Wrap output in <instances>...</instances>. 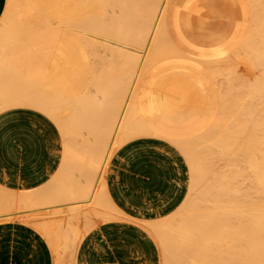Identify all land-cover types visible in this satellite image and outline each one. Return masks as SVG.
<instances>
[{
  "label": "bare ground",
  "instance_id": "6f19581e",
  "mask_svg": "<svg viewBox=\"0 0 264 264\" xmlns=\"http://www.w3.org/2000/svg\"><path fill=\"white\" fill-rule=\"evenodd\" d=\"M127 1V2H126ZM129 1H132V3L131 2H128V0H8V2H7V6H6V9H5V12H4V14H3V16L1 17V23H0V78L2 79V80H0V114L1 113H3V116L2 117H0V118H4L3 119V121H4V124H5V126H6V145H5V157H6V160H7V165H8V168H10L9 166L11 165L10 164V161H13L12 159H19L20 157H22V159L24 158V160H25V162H27V164H31V163H33L34 164V162H35V159L37 160L35 163L36 164H38L39 165V167H42L43 165L45 166V167H43V168H39L40 170H42V169H44L40 174H42V175H40V177L42 176L43 177V179L44 180H48V178H50V177H52L54 174V178H57V179H59V183L58 184H61V185H59V186H57V181L55 182L56 184V186L57 187H54L55 185H51V186H53L54 188H51V186H48L46 183H49V181L48 182H46V181H40L41 182V185L42 184H44V186H45V188L43 187V185L40 187L39 185H37V186H39V187H37V188H42L43 187V189H45L46 190V188L47 187H49V188H47L48 189V191L50 192V188H51V191L53 190V189H55V190H53V191H55V193H60V194H62L64 197V199H65V202L67 201V199H68V205H73V206H75L76 208H82V212L80 211V215H83L84 213L86 214V215H88V213H86L85 211H89V209H87L86 207L88 206V203H92L91 205H92V208L94 207V209H95V206H97L96 208H98L99 207V210L101 209V208H103V210L101 209V212L99 211V212H97V211H95L94 209H92V210H90L91 211V213H96L97 212V214L98 213H100L99 214V216L96 214V216H95V214H93L94 215V217H99V218H97V223H99L100 222V220L102 219V217H104V215H107V214H105L104 213V215L102 216V217H100L101 216V213H102V211H106V209L104 210V208L107 206L108 207V205H107V202H104V201H107V199L106 198H108L107 196H108V194L106 195L105 194V190H107V191H112V189H109L110 187H113L114 186V188L116 187V188H118V186H120V185H117L116 183H114V181H113V179H112V176H111V174H117V172H114L115 171V163L116 162H119L118 161V159H121V158H126L127 157V163L128 164H131V161L133 160V159H137L138 161H136V164H138L137 166H134V168L135 167H137L136 168V170L140 173V174H143V172L145 171V167H146V165H149L150 166V168L152 167L153 169H154V175L153 176H155V178H157V179H160V180H162L163 182H161L163 185H164V187H163V190L164 191H169V192H171V195H169L170 197H168L167 198V200L165 201L166 203H165V206H164V208L166 209V210H168L169 209V214H170V216L171 215H173L172 217H175V218H173L171 221L173 222V224L176 222V220L177 219H179V221L178 222H176V224H174L176 227H174V225L172 226V222L170 223V220H169V217H168V215H166V213L165 214H163V216H165V217H159V218H163V219H161V220H163L162 221V223H160L158 220H157V222L154 220H152V221H149V222H147L148 221V217L147 218H144V219H142L143 218V215H144V212L143 211H141V210H137V209H134V210H127L126 208H128L129 206V204L131 203V200H133V198H132V195H134V194H137L136 192H137V189L139 188V189H141V184H139V182H138V180H135V179H131V177H130V174H127V175H125V177L124 178H126V179H124L123 178V183L125 184L124 185V191H125V193H123L124 194V196H125V198H126V200H125V198L123 199L124 201H126V202H120L119 203V205L117 206V204H115V206H117V207H115L114 209H117V215L118 214H120L122 217H123V219L121 218H119L121 221H130V222H134V223H137V224H139L141 227H143L144 229H147L146 231L148 232V234L149 235H151L154 239H155V241H156V243H157V245H158V248H159V251H160V264H185V262L187 263V261H189L188 259H189V257H193L194 258V264H264V203L262 202H259V201H262V199H264V198H262V196H264V181H263V175H264V161H263V164H262V161H261V163H258L256 160H255V158L253 157V155H255L256 153H259L257 156H262L261 158H262V160H263V156L264 155H261V154H263L264 153V146H263V144H264V142H262V141H260L259 139H257L256 138V136H255V134H254V136L255 137H253V138H255L254 140L255 141H253V138L251 137L253 134H247L248 136H250L249 138H248V140L250 139L252 142L250 143L249 141V143L252 145V144H254L255 146L254 147H250L251 145L249 144L248 145V143L246 142V139H245V143L244 144H242V143H240L242 140H240V142H236V141H232L231 142V140L232 139H234V138H232V137H229V135H228V137L227 136H225V137H222V136H224V134H223V131H221L222 129H223V127H220L221 129H218V131H220V133L221 134H218V136L216 135V133H219L218 131H215L214 129H216L217 127H218V125H216L215 127H214V131H215V134H213V132L211 131L212 129H211V123H213V121H211V122H208V125H206V127L207 126H209V124H210V126H209V128H210V130L209 131H207L209 128H207V130L205 131L204 130V133H201V132H203L201 129H200V127H201V125L204 123V122H206V120H203L204 118H203V116H200V114H202L201 113V110H202V108L204 107L203 105H205L206 103H208V104H214V102H212V98H213V94L212 93H214L215 94V91L213 92V89L210 87V89H209V91H208V89L207 88H209V87H207V88H205L206 86H210V84H209V78H207V75L208 74H206V75H204V71L201 73L200 71H202L200 68H197V66H196V64L197 65H199V63L200 64H202V62H201V60L203 61L204 59V63L202 64V65H204V64H206L205 63V61H207V66H209V67H211L212 69L214 68L215 69V67H216V69L218 68L219 69V67H220V69H222V67H221V65H222V63H225L224 61H225V59H229L230 60V58L232 57L233 58V56H232V54H234V53H232L231 55H230V57H229V55L225 58V54L227 53V52H232L233 51V49L235 48H233L232 47V49H230L229 51H227L228 49H226V48H228V46H227V44L228 45H230V44H232L231 42H229L228 43V41H227V44H226V48L224 47V42L222 43V47H221V43H218V44H220L219 45V48H218V46L216 45H213L216 49L215 50H218L216 53H217V56H216V54H215V52H214V54H215V56H214V58H213V51L211 50V48H213L214 49V47H211L210 48V50L212 51H210L209 52V54H213V55H211V58L209 57V59H208V57L206 58V57H202V59H201V55L203 56L206 52H204V51H202L203 53H199V52H201V50H197L198 48V46L200 45V44H202V45H200L199 47H201V48H199V49H202V46L204 47L203 48V50L204 49H206L208 46H210V45H208V43L209 42H212V39H213V37H214V35H213V37H212V35H211V33H209V32H206V30L207 29H211L212 30V28H206V26L207 25H203L202 23V21H200V20H198L197 22H199V26H200V23L203 25V26H200V27H202V28H206V30H205V32H204V30L201 28V30L199 31V33H201V34H199L198 32H197V28L198 27H196V28H194L196 25H198V23L196 24L195 22H196V18L195 17H197V15L199 16V12H198V14L197 15H191V17L192 18H190L189 17V15L191 14L190 12L192 11L191 9H188L189 7L188 6H192V4L194 3H192L191 1V3L192 4H189V3H187V2H185L186 0H172V1H175V3H177V5L179 4V2H180V4L179 5H182V7H187V9L188 10H184V9H182V11L184 10L185 11V13L187 14H189L188 15V19H186L185 21L186 22H188V23H186L185 24V26H183L184 24V22L182 23L181 22V30H180V33L179 34H181L180 36L178 35V33H176L175 35H174V33H175V31L177 30V23L178 22H180V21H178L177 23H175L177 20H178V18L179 17H177L178 15H177V13H179V10H181L180 9V7H178L177 8V6H175L176 7V9L175 8H172L173 10H171V7H170V4L172 3V1H171V3L169 4V3H167V5H166V8H168V5H169V7H170V12L171 13H174V14H171L170 12H169V10H167L166 8V10H164L163 9V0H158L156 3L157 4H154V2H152V0H151V2L152 3H150V1H149V3H147V5H149L150 6V4H152V6H150L152 9L150 10V7H149V9H147V7L146 6H144L145 7V9L146 10H150V11H154V12H148V13H146L147 15L145 16H143V13L144 12H147V11H145V9H142V4L144 5L146 2V0H144V2L145 3H141L142 1L141 0H139V1H141L140 3L138 2V1H135V0H129ZM165 1H167V0H165ZM165 1H164V5L166 4L165 3ZM195 1V0H194ZM203 1V0H202ZM205 1V2H204ZM203 1V5H205V4H207V1L208 0H204ZM211 1H213V0H211ZM221 2L223 1V0H220ZM220 1H218V0H216V2L218 3V5L221 3ZM225 1V0H224ZM227 1V0H226ZM233 1V0H232ZM237 1V0H236ZM240 1V0H239ZM243 1V0H242ZM241 1V2H242ZM247 1H249V0H247ZM247 1L246 0H244L242 3L244 4H246V6L248 5L247 4ZM250 1H253V0H250ZM249 1V2H250ZM134 2H135V4L137 3V4H140V6H138L137 7V4H136V6L134 5L133 6V4H134ZM148 2V1H147ZM196 2V1H195ZM216 2H214L215 4H217ZM231 2V1H230ZM254 2V1H253ZM257 2H258V4L261 2V1H255V3L257 4ZM125 3L126 4H128V5H131L132 4V8H130L128 5H125ZM174 3V2H173ZM187 3V4H186ZM201 3V2H200ZM205 3V4H204ZM212 3V2H211ZM223 3V2H222ZM226 2H224V4H225ZM237 3L238 2H236V3H234V5H235V8H236V6H237ZM255 3H252V5H254ZM189 4V5H188ZM194 4H196V3H194ZM209 4V3H208ZM207 4V7L210 5H213V4H209L208 5ZM240 4V3H239ZM255 4V5H256ZM264 4V3H263ZM123 5H124V8H125V6H128L127 8H128V10L125 8H122L123 7ZM153 5L156 7V5H157V9L154 7L153 8ZM173 5H176V4H173ZM188 5V6H187ZM197 5V4H196ZM229 5H230V3H229ZM229 5L227 4L226 6H228V9L229 10H231V8L229 7ZM242 5V4H241ZM254 5V6H255ZM158 6H160V7H162V9H163V11H165V13L161 10V9H158ZM193 6H195V5H193ZM198 6V5H197ZM209 6V7H210ZM217 6V5H216ZM231 6V5H230ZM239 6V5H238ZM254 6H253V8H254ZM260 6H262V8L264 7V5H261L260 4ZM141 7V8H140ZM159 7V8H160ZM173 7V6H172ZM213 7V11H211V9L210 10H208V12H211V13H213L212 14V17H213V15H214V13H216L217 12V10L219 9V11H220V9H221V7H217V8H214L215 6H212ZM212 7H210V8H212ZM223 7V6H222ZM241 7H243V6H241ZM249 7V5L247 6V10L249 9L248 8ZM258 7H259V5H258ZM257 7V8H258ZM133 8H136L137 10H140L139 12H142L143 10V12H142V15H140V19H139V12H135V13H137V15L138 16H134L135 17V19H133L134 17H133V15H132V10H133V12L136 10V9H133ZM195 9H196V7H194ZM234 8V6L232 7V9L234 10L235 9ZM239 8V11L241 12V11H243V12H245L244 10H240V7H238ZM257 8L255 7V12L253 13V15L254 14H257V12L256 11H259L258 12V14H260L261 12H260V10L258 9L257 10ZM260 9H261V7H259ZM122 9V10H121ZM131 9V10H130ZM155 9V10H154ZM179 9V10H178ZM192 9H193V7H192ZM216 11H215V10ZM223 9H225V6L223 7ZM227 9V8H226ZM225 9V10H226ZM226 10V14H225V10H223V11H221L222 12V15L223 14H225L226 16L228 15V18H229V14H228V11L229 10ZM237 9V8H236ZM125 11V14H124V17H125V20H124V18L121 16V17H119V15H117V14H121V12L122 11ZM136 10V11H137ZM178 10V11H177ZM194 10V9H193ZM246 10V11H247ZM250 11H251V9H249ZM247 11L246 13L248 14V12H249V14H250V16H251V12L250 11ZM264 10V9H263ZM161 11H162V13H164L163 15H165V17L163 16L162 18H165L164 20H165V22L167 23H164V20L162 19V25H160V21H161V19H160V16H161ZM172 11H174V12H172ZM187 11H190V12H187ZM238 11V10H237ZM169 12V13H168ZM176 12V13H175ZM194 12V11H193ZM220 12V13H221ZM231 14L230 15H232L233 14V11L231 10ZM240 12H238V14L239 15H242V13L240 14ZM123 13L124 12H122V15H123ZM135 13H133V14H135ZM150 13H154V15H151ZM181 13V12H180ZM184 13V14H185ZM196 13V12H195ZM195 13H192V14H195ZM220 13H216V15L218 14V15H221ZM246 13H244V14H246ZM263 13V12H262ZM132 16H131V15ZM141 14V13H140ZM145 14V13H144ZM169 14H170V16H169ZM237 14V15H238ZM247 14H246V16L245 17H247ZM149 15V16H148ZM151 15V16H150ZM171 15H173V16H171ZM183 15V14H182ZM216 15H214V19L213 20H219V21H221V23L219 22V21H215V25H216V28L218 27V25L220 24L221 26H223L222 24H224L225 22H228L229 21V19L227 18V20L225 21V20H221L222 19V17H219L218 19L217 18H215L216 17ZM217 15V16H218ZM238 15V16H239ZM252 15V16H253ZM264 15V14H263ZM118 16V17H117ZM131 16V17H130ZM143 16V17H142ZM147 16L149 17V18H147ZM166 16H168L167 17V19L169 18V17H172L171 19H172V21H174V22H172L171 21V19H168L169 21H170V23H172L171 25H170V27H173V28H170L169 26L168 27H166L167 25H168V20L166 19ZM194 16V17H193ZM225 16V17H226ZM232 16H234V14L232 15ZM232 16H230V19H231V21H233V19L234 18H236L235 16H234V18H231ZM237 16V17H238ZM251 16V17H252ZM255 16V18L254 17H252V20H254L253 22H255V21H257L258 20V22H259V20L260 19H257L258 17H256V15H254ZM262 16V15H261ZM141 17H142V19H141ZM147 19H146V18ZM185 17V15L182 17V18H184ZM185 17V18H186ZM199 17H201V16H199ZM199 17H197V18H199ZM93 18H94V22H95V20H100V19H102L103 21H105L104 23H103V21H101L103 24L102 25H100V24H97V23H99V21L96 23H94L93 22ZM118 18H120L119 20H118ZM121 18H123V20H121ZM150 18H151V20H150ZM194 18V19H193ZM202 18H204L203 16L201 17V20H202ZM206 18H208L207 16H206ZM210 18V17H209ZM240 18H242L241 16H240ZM243 18H244V15H243ZM242 18V19H243ZM263 18H264V16H263ZM147 21H146V20ZM148 19H149V22H148ZM160 19V20H159ZM173 19H175V20H173ZM190 19H191V21H193V20H195V21H193V22H191L190 21ZM193 19V20H192ZM200 19V18H199ZM205 19V18H204ZM239 19V18H238ZM247 19H249L250 20V18H247ZM256 19V20H255ZM136 20H138V22L136 21ZM139 20H142V22L144 21V23L143 24H145V25H143L142 26V28L144 29V30H142V31H144L143 32V34L141 33V34H139V36H146V35H148V36H146L145 37V39H144V41H143V39L141 38V37H139V38H137V37H135V36H130V35H137L138 36V32H137V28H136V31H135V29H134V27H135V24L136 23H138V24H140L139 23ZM181 20H184V19H181ZM187 20H189V21H187ZM211 19H209V20H207L206 22L208 23V26H209V21H210ZM212 20V21H213ZM237 20V19H236ZM235 20V21H236ZM241 20V19H240ZM244 20L246 21V18H244ZM241 21V22H244L245 23V25H246V28L248 27V26H250V24L251 23H249L250 21L248 20V23H249V25H247V22H245V21ZM93 22V23H91V22ZM136 21V22H135ZM146 21V22H145ZM211 21V24L210 25H213L214 24V21L212 22ZM225 21V22H224ZM231 21H229L228 23V25H230V26H228L226 23H225V25H226V28H225V30H223L224 28H222L221 26H220V28L222 29V33H223V35L225 34L223 31H225L226 33H228V35H230V40L231 41H233V39H235L234 41H237L238 39H237V37H238V35H239V32H238V35H236L235 33H237V32H234L231 28H229L230 30H227L226 31V29L228 28V27H231V26H235L236 24H239V25H241L239 22H235L234 21V25H232V23H231ZM134 22V23H133ZM189 22H190V24L192 25V26H190V24H189ZM217 22V23H216ZM262 22V21H261ZM122 23V24H121ZM133 23V24H132ZM147 23V24H146ZM152 24V25H149V24ZM154 23H159L158 25H160L159 26V28L155 25V27H156V29H157V32L156 33H158L159 31H160V33H158L157 35H162V36H160L164 41V43L161 41V43L159 42H156L157 44H154L153 46H150V44H149V40H147L146 38H148V39H150V37L152 36V31L151 32H148L147 33V31H149L150 30V27L151 26H153L154 25ZM173 23L174 24H176V27L175 26H173ZM195 25H194V24ZM260 23V22H259ZM125 24V25H124ZM128 24V25H127ZM129 24H130V26H129ZM166 24V26L163 28V27H161V26H164ZM180 24V23H179ZM178 24V25H179ZM187 24H189V25H187ZM132 25H134V27L132 26ZM148 25V26H147ZM194 25V26H193ZM215 25L214 26H209V27H213V28H215ZM224 25V26H225ZM256 25V23L254 24V26ZM257 25H259V26H261L262 25V23L261 24H258L257 23ZM131 27V29L133 30V32L131 31V29H129V27ZM149 27L148 29L149 30H147V28H145V27ZM205 26V27H204ZM223 26V27H224ZM238 25H236L235 27H237ZM244 24H242V26H240V27H242V29H245L244 27ZM264 26V25H263ZM136 27H138V26H136ZM154 27V28H155ZM161 27V28H160ZM175 27V28H174ZM184 27V28H183ZM187 27H189V28H187ZM191 27H193L192 29H191ZM252 27V26H251ZM139 28H140V26H139ZM168 28H170V29H172L174 32H173V34H172V30L170 31V30H168ZM220 28H219V30H220ZM234 28V27H233ZM254 28L255 27H253V30L251 29L250 30V28H249V31L250 32H248V31H244V35L243 36H245V33H247V34H250V35H252V33H251V31H254ZM259 28H261V27H259ZM264 28V27H263ZM96 30V31H94L93 30V32L91 31V30ZM141 29V28H140ZM145 29H146V33H145ZM159 29V30H158ZM165 31V33L166 34H164L163 32V30ZM166 29V30H165ZM175 29V30H174ZM183 29H185L186 31L188 30L189 32H191V33H189L188 31H187V33H189L188 35L185 33L186 31L184 30V33H183ZM196 29V30H195ZM237 29V28H236ZM238 29H239V26H238ZM194 30V31H193ZM211 30H209V31H211ZM261 31H262V29H260ZM132 33H131V32ZM138 31H141V30H139L138 29ZM156 31V30H155ZM196 31V32H195ZM229 31V32H228ZM230 31H231V33H230ZM238 31V30H237ZM240 31H242V30H240ZM134 32H136V33H134ZM154 32V31H153ZM161 32L163 33V34H161ZM169 32H170V34H169ZM211 32H213V31H211ZM214 32H215V29H214ZM213 32V33H214ZM232 32H234L233 34H232ZM243 32V31H242ZM242 32H240L241 34L240 35H242ZM254 32H257L258 33V35L256 34V33H254ZM253 32V35H257V36H260L261 34H262V32H261V34H260V31L258 32V31H254ZM193 33V34H192ZM199 35H201V37H202V35H203V33H205V35L207 34V33H209L211 36H209L208 34L206 35L207 37H211V38H208V39H210V40H207L208 41V43L206 42V39H207V37L205 38V35H203V39H201L200 40V36H198V34ZM217 33L219 34V32H216V34H215V36H217L218 37V35H217ZM222 33H220V34H222ZM145 34V35H144ZM193 35V36H196V34H197V39H198V41H197V39L196 38H194L193 36H191V35ZM220 34H219V36H220ZM232 34V35H231ZM260 34V35H259ZM169 35L171 36V37H169ZM177 35H178V38H180L181 40H182V38H184L183 39V41H184V43H182V41L180 40V42H178L177 41V43H176V45H175V41H176V39H172V38H176L177 37ZM182 35H184V37L182 36ZM187 35V36H186ZM236 35V36H235ZM248 36V35H246V36H248L250 39L251 38H253V35L252 36ZM130 36V37H129ZM142 36V37H143ZM165 36V37H164ZM168 36V37H167ZM176 36V37H175ZM189 36V37H188ZM225 36V35H224ZM154 37H156V35H154ZM158 38V39H161V38ZM182 37V38H181ZM186 37H188V38H186ZM225 37H227V36H225ZM232 37V38H231ZM256 37V36H255ZM254 37V38H255ZM261 37V36H260ZM131 38H133L132 40L134 41V39H135V41H136V43H135V41L133 42L132 40H130ZM136 38H137V40H136ZM165 38V39H164ZM177 38V39H178ZM215 38V37H214ZM238 38H240L239 40H242L241 38V36H239ZM247 38V37H246ZM253 38V39H254ZM142 39V40H141ZM155 39V38H154ZM166 39H167V41H166ZM191 39H192V41L194 42L195 41V39H196V43H198V45L197 44H195V42L193 43L192 41H191ZM218 39V38H217ZM220 39L221 38H219V40L218 41H220ZM222 39L224 40L225 38H223V36H222ZM221 39V40H222ZM226 39H229V37H227ZM249 39V40H250ZM257 39H259L258 37H257ZM126 40H129V41H126ZM138 40H139V42H138ZM145 40H147L146 42H145ZM169 40V41H168ZM173 41L172 43L170 42V41ZM190 41V42H192L193 43V45H191L192 43H190V45H189V43L187 44L186 42L187 41ZM214 41H215V43L217 42L216 41V39H213ZM238 40V41H239ZM244 40H247V39H245V37H244ZM264 40V39H263ZM130 41L132 42V43H130ZM143 41V42H142ZM158 41H160V40H158ZM186 41V42H185ZM251 41V40H250ZM253 41V40H252ZM259 41V40H258ZM142 42V43H141ZM144 42H145V44H144ZM166 42V43H165ZM169 42H170V44H169ZM203 42V43H202ZM221 42V41H220ZM226 42V41H225ZM246 42V41H245ZM244 42V43H245ZM131 45H130V44ZM139 43V44H138ZM163 43V44H162ZM167 43H168V47H167ZM174 43V44H173ZM178 43H180L182 46H180V44H178ZM186 43V44H185ZM205 43H206V46L207 47H205L204 45H205ZM213 43V42H212ZM214 43V44H215ZM234 44H235V42H233ZM238 42H236V44H237ZM244 43H242V44H244ZM263 43H264V41H263ZM132 44H134V46H132ZM139 45V46H141V47H136L135 45ZM144 44V46H142ZM160 44V45H159ZM166 44V47L164 48V45ZM177 44H178V48H177ZM210 44V43H209ZM234 44H233V46H234ZM236 44H235V46H236ZM246 44H249L248 43V41H247V43ZM253 44V43H252ZM251 44V45H252ZM256 44V43H255ZM255 44H254V46H255ZM260 44H262V43H260ZM152 45V44H151ZM186 45H188L189 46V48H188V46H186ZM239 45V44H238ZM257 45V44H256ZM263 45V44H262ZM163 48H162V47ZM184 46H186V47H184ZM196 46V47H195ZM230 46H232V45H230ZM229 46V47H230ZM241 46V45H240ZM249 46V45H248ZM170 47H173V49H171ZM177 48V49H175V48ZM191 47H192V49H191ZM195 47V48H194ZM221 47V48H220ZM238 47V46H237ZM245 47V46H244ZM247 47V46H246ZM249 47H251V46H249ZM256 47V46H255ZM255 47H251V48H255ZM260 47L262 48V46L260 45ZM183 48V49H182ZM188 49V50H186V49ZM197 48V49H196ZM231 48V47H230ZM260 48V49H261ZM180 49H181V52L179 53V51H180ZM186 51H185V50ZM190 49V50H189ZM223 49V50H222ZM224 49H226L225 51H224ZM239 49V51H240V47L238 48ZM247 49V48H246ZM246 49H244V50H246ZM250 49V48H249ZM253 49H251V51L249 50H247L248 51V53L250 52V53H253V58H251L252 57V55H250V56H248V54H247V52H246V54L247 55H245L246 56V58L245 59H243V61H245V60H247V61H250V60H248L247 59V56L248 57H250L251 59H253V60H255L254 59V56H255V58H256V61H257V59H258V62L261 60H263V58L262 57H264V54H263V56L261 57L260 55H262V52H260L261 54L259 55L260 57L258 58L257 56H258V52H256L257 53V56H256V54H254V52L252 51ZM257 49V48H256ZM259 49V50H260ZM263 49H264V47H263ZM94 51L93 52V56H91L92 55V52L91 51ZM109 50H110V52H109ZM178 50V51H177ZM193 51V52H190V51ZM195 50V51H194ZM197 50V51H196ZM206 50H209V47H208V49H206ZM235 50V49H234ZM242 50V49H241ZM258 50V49H257ZM258 50V51H259ZM106 51H108V53H106ZM118 51V52H117ZM119 51H121V52H119ZM222 51V52H221ZM223 51H224V53H223ZM227 51V52H226ZM236 51V50H235ZM239 51H238V54L240 55V53L243 51H240V53H239ZM262 51V50H261ZM183 52V54L184 53H186V56H185V54L183 55V54H181ZM189 52H190V54H189ZM194 52H195V55H197V53L196 52H198V54H199V56H195V55H191V53L192 54H194ZM219 52V53H218ZM226 52V53H225ZM244 52V51H243ZM187 53H188V55H187ZM224 54V57H223V60H222V58H220L219 56H221L222 57V55ZM235 53H237V51L235 52ZM228 54V53H227ZM244 54H245V52H244ZM243 54V55H244ZM205 55H208V53L207 54H205ZM204 55V56H205ZM236 54H234V56H235ZM93 57L94 59H93V61H92V64H93V66H92V68L94 67V64L95 65H99V64H103L104 65V63L106 64V65H104L105 66V68H104V70L102 71H99V74L98 75H96L97 73V71L95 72V74H94V72H92V74H94L95 75V77H92V80L95 78V79H98V80H95L94 79V81H96L97 83H100V85L102 86H104V87H101L99 84V86L101 87V88H104L103 90L104 91H107V92H102V89H100V87H98L99 89L98 90H100L99 92H102L104 95H107V93L110 95H107V96H103V97H107V98H109V99H107V100H105V102L104 101H102V103L99 105L98 104V102H101L98 98L96 99V93L94 94V92H92V91H95V92H97L96 90H94L92 87L95 85V84H97L96 82L94 83V85L92 86V87H88L89 88V91L90 92H88V89L86 88V90H87V95H90L89 93H91V94H93V98H95V99H93V98H91V101H90V97H92L91 95H90V97L89 96H86L85 95V93L83 92V91H86L84 88H82L81 87V84H82V81L84 80H87L86 78H84V77H86V73H87V71L88 70H86L85 71V68L84 67H87L86 65H88L89 64V62H90V58L91 57ZM96 56V57H95ZM116 56V57H115ZM190 56V58L192 57V56H195V57H198L197 58V61L199 62V63H195V61L194 60H190V58L188 59L187 57H189ZM195 57H192L191 59H193V58H195ZM220 58V60L222 61H220L218 58ZM237 55L235 56V58L237 59ZM98 59V64H97V62H96V60ZM215 58H217V59H215ZM232 58H231V60H232ZM241 58V57H240ZM262 58V59H261ZM109 59V60H108ZM199 59V60H198ZM201 59V60H200ZM207 59V60H206ZM212 59H215V60H212ZM119 60V61H118ZM227 60H226V63H227ZM228 60V63L230 62ZM253 60H251L252 62H253ZM110 61H115L116 63H117V61L118 62H122L121 63V66H120V63H119V67L117 66V69H116V66L115 65H113V62H110ZM194 61V63H192ZM211 61H212V63L213 62H215L216 61V65H213V67L212 66H210V65H212L211 64ZM217 61H219V62H217ZM261 61H260V63H261ZM210 62V64H208ZM221 62V64H218V63H220ZM262 62H264V61H262ZM79 63H86L85 64V66L83 67V69H82V64L81 65H79ZM116 63H114V64H116ZM231 64H232V62H230ZM229 63V64H230ZM247 63V62H246ZM254 63H255V61H254ZM91 64V65H92ZM101 64V65H102ZM215 64V63H214ZM229 64H226L227 66L229 65ZM242 64V63H241ZM248 64V63H247ZM250 64H252V63H250ZM257 64V63H256ZM79 65V66H78ZM117 65V64H116ZM220 65V66H219ZM224 65V64H223ZM222 65V66H223ZM235 65V64H234ZM243 65V64H242ZM249 65V64H248ZM263 65H264V63H263ZM89 66V65H88ZM226 66V67H227ZM238 66V65H237ZM252 66H253V64H252ZM251 66V67H252ZM254 66H256V65H254ZM77 67V68H76ZM79 67V68H78ZM101 67V66H100ZM204 67H205V65H204ZM225 66H223V68H224ZM225 67V68H226ZM245 67L248 69L249 67L245 64ZM250 67V68H251ZM88 68V67H87ZM86 68V69H87ZM95 68V67H94ZM96 68H97V66H96ZM96 68L94 69V71L96 70ZM102 68V69H103ZM206 68H208V67H206ZM210 68V69H211ZM234 68V67H233ZM235 68H237V67H235ZM239 68V67H238ZM255 68V67H254ZM259 68V67H258ZM75 69V70H74ZM77 69V70H76ZM98 69V68H97ZM119 69V70H118ZM191 69H192V72L194 71V73H192L191 72ZM194 69V70H193ZM209 69V68H208ZM207 69V70H208ZM244 69V68H243ZM260 69V68H259ZM83 70V71H82ZM199 70V71H198ZM207 70L205 71L206 73H207ZM226 70V69H225ZM224 69H223V72H222V74L223 73H225V72H227L228 70H232V68H231V65H230V69H229V67L227 68V70L225 71ZM234 70V69H233ZM232 70V71H233ZM236 70V69H235ZM251 70V69H250ZM249 69H248V71H250ZM252 70H254L253 68H252ZM262 70H263V68H262ZM261 69H260V71H262ZM86 73H85V72ZM93 71V70H92ZM209 71H211V70H209ZM215 71V70H214ZM222 71V70H221ZM232 71H229L228 73L230 74V72H231V75H229V74H227V78L229 77L230 78V80L228 81L229 83H230V81H233V80H231V79H235L236 77V75H239V73L238 74H233L232 73ZM237 71V70H236ZM236 71H234V73H236ZM256 71V70H255ZM254 71V72H255ZM81 72H83L84 74H85V76H84V74H83V76H82V73ZM192 74H191V73ZM195 72L198 74V72H199V74L201 75L200 77H198V75H196L195 74ZM213 72V71H212ZM242 72V71H241ZM257 73H258V71H256ZM255 72V73H256ZM211 73V72H210ZM209 73V74H210ZM217 73H218V71H217ZM243 73V72H242ZM89 74V73H88ZM212 74H214V73H212ZM225 74V75H226ZM241 74V73H240ZM244 74V73H243ZM250 74H252V73H250ZM254 74V73H253ZM253 74H252V78H254L253 77ZM258 74H261V73H258ZM264 74V73H263ZM77 75V76H76ZM89 75H91V74H89ZM202 75H203V77H202ZM216 75V74H215ZM229 75V76H228ZM189 76H192V77H194V76H196L197 78H195V80L193 79V80H191V79H189ZM209 76V75H208ZM213 76V75H212ZM217 76V75H216ZM222 76V75H221ZM247 76L249 77L250 75H248L247 74ZM256 76V75H255ZM259 76V75H258ZM3 77V78H2ZM191 77V78H192ZM214 77V76H213ZM241 77H242V75H241ZM248 77H245V74H244V78H246V80L248 79ZM264 77V76H263ZM198 78H205L204 80H206V82L204 83L203 82V79L201 80L202 82H200L199 81V79ZM207 78V79H206ZM228 78V79H229ZM238 78V80H239V77H237ZM243 78V79H244ZM212 79V78H211ZM216 79H217V77H216ZM261 79H263V78H261ZM89 80V79H88ZM100 80V81H99ZM197 80V82L195 83L194 81H196ZM225 79H223V82H226V81H224ZM245 80V79H244ZM249 80H251L250 79V77H249ZM187 81L189 82V81H191V82H193V83H190L189 85H187V87L185 86L186 84H188L187 83ZM208 81V82H207ZM219 82L221 81L222 82V79L221 80H218ZM257 81H260V79L258 78V80ZM87 82H89V81H87ZM91 82V81H90ZM185 82H186V84H185ZM198 82H200V83H198ZM213 82V81H212ZM244 82V81H243ZM248 82V81H247ZM253 82H254V80H253ZM253 82H251L252 84L251 85H254L253 84ZM197 85V87H196V85ZM227 84V82L226 83H224V84H227L226 85V90H223V94H222V91L220 92V90H219V92L222 94H220L219 93V97H218V99L219 98H222V97H224V95H226V94H224L225 92H227V88H228V85L230 86V84ZM233 83V82H232ZM239 83H240V81H239ZM257 83H259V82H257ZM257 83H255V84H257ZM263 83H264V81H263ZM91 84H93V83H91ZM203 86H202V85ZM205 84V85H204ZM206 84H209V85H206ZM234 84H236V82L234 83ZM247 84V83H246ZM250 84V83H249ZM97 85V86H98ZM194 85V90L192 89V87L191 86H193ZM204 88H202L201 86ZM214 85H216V84H214ZM241 85H242V82H241ZM263 84H261V81H260V86H262ZM87 86V85H86ZM199 86V87H198ZM217 86H219V85H217ZM233 86H235V85H233L232 84V89H233ZM237 86V85H236ZM238 86H240L239 84H238ZM243 86V85H242ZM249 85H247L246 86V91H244V92H241V94L242 93H245V92H247V88H252V90H251V92L255 89V88H253V87H255L256 85H254V86H249ZM259 85H257V87H258ZM190 87V88H189ZM223 87V86H222ZM93 89L92 91L90 90V89ZM186 88H187V90H188V88H189V90L188 91H190L191 92V94H190V92H189V96L191 97H189L188 99H186L187 98V94H188V92H186L187 94V96L185 95V91H186ZM196 88H198V89H196ZM216 88H218L219 89V87H216ZM230 88V87H229ZM243 88H245V87H243ZM242 87H241V89H243ZM260 88V87H259ZM81 89H84V90H81ZM95 89H96V86H95ZM192 89V90H191ZM196 89V90H195ZM202 91H201V90ZM208 91V93H207V91ZM223 89H225V88H223ZM235 89V88H234ZM233 89V90H234ZM241 89H240V91H241ZM203 90L204 91H206V93H205V95L203 94ZM212 90V91H211ZM222 90V89H221ZM231 90V89H230ZM229 90V91H230ZM236 90H238V89H236ZM258 90V89H257ZM256 89H255V91H257ZM79 91V92H78ZM196 91V92H195ZM198 91V92H197ZM201 91V92H200ZM211 91V92H210ZM225 91V92H224ZM249 91V90H248ZM78 92V93H77ZM83 93V95H85L83 98H86L87 100H89L90 102H87V101H85L86 103H90L89 105L88 104H85V102H83L82 101V99H79V98H74V96L75 95H77L78 96V94L79 93ZM201 94H200V93ZM217 92H218V90H217ZM238 92V94H239V90L237 91ZM250 92V91H249ZM250 92V93H251ZM258 92H260V91H258ZM2 93V94H1ZM101 93V94H102ZM130 94L131 95V98L129 97L128 99V102L130 103H128L127 104V106H125L124 108V112H123V114L121 115V116H125V117H122L123 119H125L124 121H125V124H123L124 123V121H123V119H122V121L123 122H121V125H120V123H119V125H120V127L122 126V128H123V125H124V128L127 126L126 125V123L127 122H129L130 123V126H131V124H133V122L135 121V120H133V121H131L132 119L131 118H129L130 116H132L133 118H135L136 119V123L138 122V121H140L139 123H141V120L140 119H144V120H151V119H153V120H151L150 121V123L147 121V123L148 124H152L151 125V127H150V125H149V128L150 129H148L147 130V127L146 126H148V125H146V126H144L146 129H143L144 131L145 130H147L145 133H147L149 130V134H144L145 136H147V137H145L144 135H143V132L144 131H142V132H140V135H139V133H137L138 131V129L137 130H135L137 127L138 128H144L143 126H138V124L139 123H137V125H136V123H135V125H133L134 127H136V128H134V127H132V130H135L136 132L135 133H137L138 134V136H137V134L135 135V133H133V132H131L130 131V129H131V127H129L128 129V133H129V136H131V139L132 140H130V144L129 143H125V142H127V141H129V140H125V142H124V144L122 145V146H119V148L121 147V150H122V147H123V149H124V147H127L128 145L127 144H129V146L131 145V146H133V147H130V149H127L126 148V152L129 150V157H128V155L126 154V156L124 155L125 154V151H123L124 152V154H122V151L120 150V151H117L118 150V146L117 147H115V148H117L116 149V151H114V152H120V153H117V154H115V153H113L114 155L112 156L111 154H112V152L113 151H111V154H110V147H109V141H111V144L112 143H115V142H112L114 139V136H112L113 135V131H114V133H115V130H116V128H117V126H118V122H119V120L121 121V119H120V114H121V111H122V108H121V106H123L122 104H119V103H123V100L122 101H119L120 99H124L125 100V95L126 94ZM198 94V96L197 95H194V94ZM211 93V94H210ZM68 95V96H70V97H73V99H74V101H73V99L72 98H70V97H68V96H64V98L66 97V100H64V99H62V97H63V95ZM100 94V93H99ZM102 94V95H103ZM209 96V99H210V97H212L211 99H210V101H211V103H210V101L207 99L208 97H206L207 95ZM227 94H229V92L227 93ZM235 94V92L233 93V95ZM240 94V95H241ZM264 94V93H263ZM60 95H62V96H60ZM82 95V94H81ZM82 95V96H83ZM129 95V96H130ZM192 95H194V97L196 96L197 97V99L199 98V99H202V100H204V101H200L199 99V104L201 103V102H204L203 103V105L201 104V105H199L198 104V100L196 99V97H195V99L196 100H194V97L192 96ZM203 96V97H201L200 98V96ZM220 95H221V97H220ZM230 95L232 96V93H231V91H230ZM230 95H226V97L228 98ZM236 95V94H235ZM234 95V96H235ZM239 95V96H240ZM243 95V94H242ZM245 95V94H244ZM248 95H250V94H248ZM254 95V94H253ZM258 95H260V96H262V94L261 93H259ZM55 96V97H54ZM58 96V97H57ZM99 96H101V95H99ZM98 96V97H99ZM128 96V95H127ZM215 96H216V94H215ZM237 96V95H236ZM257 96V95H256ZM52 100H49V98ZM52 97H53V99H52ZM61 97V98H60ZM76 97V96H75ZM89 97V98H88ZM103 97H102V100H103ZM184 97H186L185 99H183ZM241 97H244V96H241ZM240 97V98H241ZM246 97V96H245ZM255 97V96H254ZM263 97H264V95H263ZM263 97H261V98H263ZM48 98V99H47ZM57 98V99H56ZM68 98H70V99H68ZM82 98V97H81ZM113 98H115V100L113 99ZM181 98V99H180ZM215 98V97H214ZM214 98H213V100H214ZM226 98V99H227ZM231 98V97H230ZM230 98L229 99H227V100H230ZM238 99L237 97H232V99ZM46 99H47V101H46ZM72 99V103H74L75 101H77V100H81V101H78V102H75L74 103V106H72L71 105V109L73 110L74 108L73 107H75V108H77V109H75L76 110V112L77 111H79L80 112V109H81V106L80 105H82V107L83 108H86V107H88V108H90L92 105H94V106H92V107H94V108H96V110L94 109V111H98V112H95V113H93L92 111L91 112H88V114L90 113V115L88 116V114H86V112H85V116H84V113L83 112H81V113H79V115L81 114L82 115V113H83V115L82 116H84V117H87V118H85L86 119V122H88L87 124H84V119L83 120H81V121H83L81 124H80V126H78L79 124H77L78 122H80V120L78 121V119L77 120H72L73 118H71L70 120L68 119L67 120V123L66 122H64V120H62V119H60V117L61 116H59L58 117V115H57V118H56V112L57 111H61V109L62 110H64V111H66V109L67 108H69V105L70 104H72L71 102L69 103V101ZM76 99V100H75ZM127 99V98H126ZM179 99H180V101H179ZM182 99L184 100V101H182ZM191 99H193V102H197V105H196V102L195 103H193V102H191L192 100ZM249 99V98H248ZM259 99V98H258ZM60 102H59V101ZM83 100H85V99H83ZM95 101V104L97 103L99 106H101V107H99V106H97L96 105V107H95V104H94V102L93 101ZM98 100V102H96ZM186 100V101H185ZM187 100H189L188 102L191 104V103H193L194 104V106H195V108H194V106H192V104H191V106H189L190 104H188V102H187ZM207 100V101H206ZM226 100V101H227ZM239 100V99H238ZM238 100H237V102H238ZM247 100V99H246ZM246 100H244V101H246ZM250 101H251V99H249ZM253 100H254V98H253ZM44 101H46L45 103L46 104H43L44 103ZM52 102V104H53V106H52V104L50 103V102ZM63 101V102H62ZM217 101V100H216ZM215 101V102H216ZM221 101H223V99H221L220 100V102ZM225 100H224V104H222V105H220V103H219V105L220 106H218V107H220V108H218V110L219 109H221V110H225V112H223V111H221L220 110V112L218 111V113L217 114H221V112L222 113H226V114H230V116H231V119L232 118H235V117H232V112L234 113V112H236V107L235 106H237V105H235V103L237 104V102H235V100H232V101H234V104L231 106V104H232V101L230 100V101H228V103H231L230 104V106H231V108H229V111H228V109H227V111H228V113H227V111H226V109H222V108H225V107H227L228 108V106H226V102ZM242 101V102H241ZM241 103H243V100L241 99ZM259 101V100H258ZM260 101H261V99H260ZM54 102H58V103H60V104H58V103H54ZM61 102H62V104L64 103L65 105L66 104H69L68 105V107H66V108H62V106L64 107L65 105H62L61 104ZM66 102V103H65ZM68 102V103H67ZM84 104H83V103ZM119 102V103H118ZM125 102V101H124ZM179 102V103H178ZM183 102H187V104H188V106H186L185 105V107L187 108V107H190V108H188V110L189 109H191V110H189L190 112V115H192V118L194 117V115H197V116H195L196 118L194 119L193 118V123H191L192 122V118L191 119H189V117H184L183 116V113L184 112H182V114L180 113L181 111H177V110H179L181 107H179V105H180V103H182L183 104ZM206 102V103H205ZM247 102V101H246ZM50 105H49V104ZM82 103V104H81ZM92 103V104H91ZM126 103V102H125ZM228 103H227V105H228ZM254 103H255V100H254ZM253 103V105H255ZM261 103H264V99L262 100V102ZM80 104V105H79ZM182 104L180 105V106H182ZM208 104H206V105H208ZM239 104V103H238ZM247 103H245V105H246ZM252 104V103H251ZM46 105V106H45ZM47 105L50 107V106H52V107H50V108H48L47 107ZM56 105V106H55ZM61 107H60V106ZM76 105V106H75ZM121 105V106H120ZM175 105H178L177 107L179 108H177L176 109V111L178 112V115H177V112L176 111H174V107H175ZM223 105H225V107H223ZM235 105V106H234ZM252 105V106H253ZM261 105H263V104H261ZM42 106H45V108L47 107L48 109H55L56 108V112L55 113H52V115L54 114L55 115V118H53L54 117V115L52 116V115H47L46 113H44V111H42L43 110V108H42ZM55 106V107H54ZM58 106V107H57ZM80 106V108H79V110H78V107ZM84 106H86V107H84ZM90 106V107H89ZM129 106H130V108H129ZM199 106L201 107V106H203V107H201V108H199ZM210 106V105H209ZM247 106V105H246ZM249 106H251V105H248V108H246V109H248V111L250 112V114L252 113H254V111L256 110L255 109V107H257L258 105H255V107H252L251 106V108L249 109ZM117 107H119L120 109H118ZM126 107H128V108H126ZM242 107L245 109V107H244V105H242ZM240 105L238 106V108H241L240 110H243V108H242ZM263 107V106H262ZM262 107H259V108H262ZM59 110H58V109ZM61 108V109H60ZM69 108V110L71 111V109ZM82 108V109H83ZM98 108H100L101 110H98ZM184 108V107H183ZM186 108H185V110H186ZM209 108V107H208ZM212 108L214 109V108H217V105L216 106H212ZM211 108V109H212ZM252 108H253V110H252ZM258 108V107H257ZM258 108V109H259ZM81 109V110H82ZM130 109H131V111H130ZM195 109V110H194ZM212 109V110H213ZM67 111V112H69L70 113V111ZM75 110H73L74 111V113H75ZM129 110V111H128ZM173 110V111H172ZM181 110V109H180ZM192 110H194L195 112H193ZM200 112H199V111ZM204 110V109H203ZM206 110V109H205ZM261 109H259L258 111H260ZM262 110H263V108H262ZM59 111V112H60ZM72 111V112H73ZM182 111H183V109H182ZM192 111V112H191ZM206 111H208V109L206 110ZM248 111H245V112H248ZM257 110H256V112H258ZM126 112V114H124ZM165 113V115H164V117H162L163 115H160V114H164ZM171 112H173L172 113V115L170 116V114H171ZM176 114H175V113ZM197 112V113H196ZM210 112H212V111H210ZM215 112V111H214ZM244 112V111H243ZM249 112L248 113H246V114H242V115H245V117H247V119H248V115H250L249 114ZM264 112V111H263ZM58 113V112H57ZM63 113V112H62ZM65 113V112H64ZM129 113H131V114H128ZM179 113H180V117L181 116H183L184 118H186V119H182L183 120V124H185V123H187L188 125H189V123L190 124H192V125H189L190 127L192 126H194V125H196V128H198V133H197V129L195 128V126L193 127V128H190L189 126H187L186 127V125L185 126H183V125H181V127H186V128H184L186 131L185 132H182V131H184V129H181L180 127H179V129H181V130H179L178 129V131H180V132H176L175 133V135H176V137H175V135L170 131V130H172V129H168L169 128V124H168V127L166 126L165 127V129L166 130H169L171 133V135L170 134H162L161 135V133L162 132H164V131H162V130H159L158 128V130L159 131H162L161 133L160 132H158V134H160L161 136H159V135H157L156 133V135L155 136H153V135H151V136H149L148 137V135H150L151 133L150 132H152V130H153V132L155 131V128L154 127H157V124H153V123H155V120H157V118L159 117V116H161V118L159 117V120L161 119V120H165V122H166V120L168 119L167 117H171L172 119L174 118V116L176 115L177 116V119H178V116H179ZM195 113V114H194ZM200 113V114H199ZM236 113H238V112H236ZM235 113V114H236ZM241 113H242V111L241 112H239V114L241 115ZM261 113V112H260ZM42 114V115H41ZM44 114H46L45 116H44ZM48 114H51L50 113V111L48 112ZM72 114V113H71ZM76 114V113H75ZM91 114H92V116H91ZM95 116H94V115ZM175 114V115H174ZM198 114H199V116H200V120H199V117H198ZM203 114H206V113H203ZM208 114H210V116L213 114V113H208ZM217 114H213V115H217ZM226 114H222L223 116L222 117H224V116H226ZM248 114V115H247ZM252 114L249 116V118L250 117H253L252 116ZM98 115V116H97ZM157 115H159V116H157ZM174 115V116H173ZM184 115L185 116H188V115H186V112L184 113ZM211 116L212 117V120H213V118H215V116ZM239 115V116H240ZM247 115V116H246ZM254 115V114H253ZM257 115V114H256ZM258 115H260V114H258ZM44 116V117H43ZM47 116V120H48V118L49 119H51V120H49V121H51L50 123H49V121H47L46 119H45V117ZM51 116V117H50ZM76 116H78V114H76ZM81 116V117H82ZM95 117L96 119H98V120H95V121H91L90 120V118L89 117ZM105 117L106 116V122H108L107 124L105 123V121L104 122H101L100 121V117ZM126 116H128L127 118H126ZM157 116V117H156ZM167 116V117H166ZM173 116V117H172ZM176 116H175V118H176ZM209 116V115H208ZM207 116V117H208ZM209 116V117H210ZM230 116H229V120H230ZM234 116V115H233ZM238 116V117H239ZM83 117V118H84ZM112 117V118H111ZM149 117V118H148ZM151 117V118H150ZM198 117V118H197ZM207 117H206V119H207ZM208 117V118H209ZM218 116H216V118H217ZM221 117V115H219V118ZM221 117V118H222ZM228 117V116H227ZM226 117V118H227ZM241 117V116H240ZM244 117V118H245ZM260 117H261V115H260ZM60 120H59V119ZM65 118V117H64ZM66 118H68V117H66ZM79 118V117H78ZM89 118V120L87 121V119ZM139 120H138V119ZM170 118V119H171ZM175 118H174V123L175 124H177L175 121ZM203 118V119H202ZM218 118V119H219ZM225 118V117H224ZM236 118H237V116H236ZM236 118H235V120H236ZM257 118V117H256ZM262 119H263V117H261ZM43 119V120H42ZM53 119V120H52ZM57 119V122L58 121H62L64 124H65V128L67 129V128H69L70 127V131H72V132H69V130H68V132H67V130H66V133H64V129H62L61 127H58V126H60L61 124H62V122H61V124H59V123H57L55 120ZM92 119V118H91ZM108 119H110L111 120V122H110V120H108ZM155 119V120H154ZM170 119H168L167 121L169 122V120ZM187 119H189V121L187 122ZM198 120V122H200V121H204V122H200L199 124H198V122L196 121V123L198 124H196V123H194L195 122V120ZM238 119V118H237ZM246 119V118H245ZM251 119V118H250ZM255 119V118H254ZM102 120H105V119H102ZM108 120V121H107ZM127 120V121H126ZM143 120V121H144ZM159 120H158V126L159 125H162L163 123L160 121V124H159ZM185 120V121H184ZM216 120V119H215ZM229 120H227V121H225V119L223 120V118H222V120H219L220 121V123H221V121L222 122H229ZM234 120V121H235ZM239 120V119H238ZM257 120V119H256ZM73 121V123H71V122ZM75 121V122H74ZM78 121V122H77ZM100 121V122H99ZM131 121V122H130ZM210 121V120H209ZM219 121H218V124H220L219 123ZM240 121V120H239ZM238 121V122H239ZM243 121V120H242ZM245 121V120H244ZM243 121V122H244ZM247 121H249L250 122V120L248 119ZM255 121V120H254ZM260 121V120H259ZM54 122H56V124H54ZM77 122V123H76ZM85 122V123H86ZM152 122V123H151ZM164 122V121H163ZM172 122V121H171ZM181 122V121H180ZM179 122V123H180ZM185 122V123H184ZM241 122V121H240ZM52 123V124H51ZM69 123V124H68ZM75 123V124H74ZM100 123H102V126H103V124L105 123V128H107V130H106V133L105 134H107V135H102V133H100V135H102V136H99V133L98 132H100V130H101V128H103V127H100L101 126V124ZM129 123H127L128 124V126H129ZM145 123V122H144ZM146 123V124H147ZM156 123H157V121H156ZM162 123V124H161ZM174 123H173V127H171V128H174L175 126H174ZM231 124H233V125H235L234 123H233V120H231V122H230ZM257 123H259L260 124V122H255V124H257ZM69 126H68V125ZM72 124V125H71ZM142 124V123H141ZM194 124V125H193ZM207 124V123H206ZM222 124V123H221ZM220 124V125H221ZM225 124V123H224ZM227 124V123H226ZM237 124V123H236ZM255 124H253L252 122H250V125H252V126H257V125H255ZM83 125H86V126H83ZM126 125V126H125ZM143 125V124H142ZM145 125V124H144ZM154 125H156V126H154ZM166 125V124H165ZM179 125V124H178ZM177 125V126H178ZM57 126V127H56ZM61 126H63V124L61 125ZM73 126H74V128H73ZM76 126H78L79 127V130H78V127H76ZM83 127V129H84V127H86L85 129L86 130H88L89 131V133H87V135L88 136H85L86 134H85V131L84 132H81L80 130H83L82 129V127ZM87 126H89V127H87ZM127 126V127H128ZM154 126V127H153ZM164 126V125H163ZM180 126V125H179ZM200 126V127H199ZM202 126H205V124L204 125H202ZM224 126V125H223ZM238 126V125H237ZM241 124H240V130H241ZM243 126H245V125H243ZM243 126H242V128H243ZM248 126V125H247ZM100 128V130L99 131H97L99 128ZM126 127V128H127ZM206 127H205V129H206ZM226 127V126H225ZM262 126H260V128H261ZM64 128V127H63ZM72 128V129H71ZM81 128V129H80ZM89 128V129H88ZM96 128H97V130H96ZM134 128V129H133ZM151 128H153V129H151ZM161 128H162V126H161ZM178 128V127H177ZM176 127H175V129H177ZM191 130V132H193V130L194 131H196V132H193V134L190 132V130ZM196 130H195V129ZM201 128H204V127H201ZM230 128V127H229ZM248 128V127H247ZM250 128V127H249ZM248 128V129H249ZM73 129H77L76 130V132H75V130H73ZM118 129H119V127H118ZM117 129V130H118ZM201 131H200V130ZM225 129H227V128H225ZM231 129V128H230ZM233 129V128H232ZM236 129V128H235ZM251 129V128H250ZM253 129V128H252ZM252 129L251 130H248V131H250V133H252ZM258 129H259V127H258ZM64 130V131H63ZM103 130H105V129H103ZM120 130V132H122V133H127V131L126 132H124L125 131V129H124V131H122L121 130V128L119 129ZM140 130V129H139ZM188 130H189V132H190V135L192 136L191 138H189L188 139V136H189V132H188ZM237 130V129H236ZM247 130V129H246ZM78 131H79V133H78ZM88 131H86V132H88ZM141 131V130H140ZM168 131V132H169ZM175 131H177V130H175ZM174 131V132H175ZM228 131L230 132V130L228 129L227 131L225 130L224 132H225V135H227L228 134ZM242 131V130H241ZM244 131V130H243ZM255 131V130H254ZM256 131H257V128H256ZM255 131V132H256ZM93 134H91V133ZM102 132V131H101ZM117 132V131H116ZM119 132V131H118ZM131 132V133H130ZM166 132V131H165ZM200 132V133H199ZM232 132V131H231ZM229 133V134H231V135H235L236 133H234L233 134V132L232 133ZM235 132V131H234ZM238 132H239V129H238ZM76 133V134H75ZM112 133V134H111ZM142 133V134H141ZM178 133H180V134H182L183 133V135H181L182 136V138H183V140L184 141H182L183 143H181V141L180 140H182V138L179 136L180 134H178ZM194 133L196 134V136L197 135H201L200 136V140L201 139H205V148H207V149H205V151L206 152H208V153H210V151H211V149H209V148H214L215 146H216V144H217V148L218 149H220L221 147L222 148H224V149H221L222 151H224L223 153L224 154H226V155H228L229 153V151H230V155H228V158H230L229 156H231V160H233L232 159V157L233 158H235V157H237V156H232V155H234V154H238V157H240V155L239 154H241V156H242V154H243V156H242V158L244 157V159H246L245 160V163H246V161H248L249 162V166H250V169H251V171H252V173H250V171H249V175H254V182H252L251 180L253 179V176L251 177L252 179H250V184L251 183H255L256 181L255 180H257L258 179V181L256 182V190L255 191H257V190H260V192L259 191H257L256 192V194L257 193H260L259 194V198H260V200L259 201H256L257 202V207H256V205L255 206H253L252 207V203H254L255 201H253L252 199H254V200H256L255 198H257V200H258V197H257V195L255 194H253L254 195V197H252L250 194V192H251V190L250 189H255V186L253 187L252 185V188H250V189H248V187H247V189L248 190H250V192L248 193L251 197H247V198H251L250 199V201L252 200L253 202H251V205H249L250 204V201H249V199H248V201H247V203H246V205H249L248 207L244 204V202H243V200H242V202L243 203H240L239 201V199H236L234 196L235 195H237L236 197H238L239 195H241V193H246V192H242V190L241 191H239L240 193H238V191H234V190H238V189H235L234 187V183H236L235 185H237V181H238V184L240 183L239 182V180L241 179V181H242V179H244V178H240L239 180L238 179H236V178H239L240 176L239 175H237V176H239V177H234L235 179H236V182H234L233 180H230V179H232L231 177H233L231 174L229 175L227 172L224 174L223 172H222V168H226V166H227V164L229 163L227 160H228V158L226 159V157H225V159H226V162H224V163H227L226 165H224L223 167L222 166H220L219 168H221L220 170H221V172L224 174L223 176H224V179L223 180H221L222 182H224V180L225 179H228V180H230V182H231V186H232V184H233V189L232 190H230L231 188V186L230 185H226V183L227 182H225V183H222L221 182V185L220 184H218V186L216 187V185L217 184H215L216 182H220V181H215V183L213 182V181H211V182H209V183H207L209 180H210V178L208 179L207 178V176L210 174L211 175V173L212 172H215L214 170H216V167H215V169H213V166H210L209 164V162H211V163H213L214 161H209L208 162V159H207V157H209L210 156V154H209V156L207 155V153L204 151H202L201 149H202V147H203V145L201 144V142H198L197 141V139H194V137H195V135H194ZM214 136H211V134ZM227 133V134H226ZM242 133V132H241ZM241 133H238V135L237 136H239ZM246 133H248L247 131H246ZM258 133V132H257ZM260 133V132H259ZM258 133V134H259ZM263 133V132H262ZM85 134V135H84ZM153 134V133H152ZM205 134V136H203ZM244 134V133H243ZM108 135H110L108 138H106ZM116 136L118 135V137H119V134L117 133V134H115ZM142 135V137H144L145 139L143 140V138H139L140 136ZM167 135V136H166ZM168 135H170V136H168ZM180 137H178V136ZM184 135H187V137L186 136H184ZM193 135H194V137H193ZM221 137H220V136ZM263 135V134H262ZM261 135V136H262ZM91 136V137H90ZM98 136H99V138H98ZM112 136V137H111ZM128 136V135H127ZM127 136L125 137V138H127ZM132 136H134L135 138H133ZM139 138L138 139V141H137V137ZM153 136V138L155 139H151V137ZM159 137V138H162V140L161 139H158L157 137ZM164 136H166L167 137V139H170V137L171 138H173L174 137V139H170V140H167V139H164L165 137ZM184 136V137H183ZM203 136V137H202ZM260 136V137H261ZM101 137V138H100ZM111 137V138H110ZM118 137L116 138V140L117 141H119L118 140ZM164 137V138H163ZM169 137V138H168ZM186 137V138H185ZM198 137V136H197ZM234 137V136H233ZM259 137V138H260ZM48 138H51V144H50V140L48 139ZM146 138H148V139H146ZM176 138V139H175ZM177 138H179L178 140H177ZM196 138V137H195ZM219 138V139H218ZM239 138V137H238ZM44 139H46V141L48 140V142H47V144L44 142ZM123 139V138H122ZM128 139V138H127ZM134 139H136V140H134ZM141 139V141H139ZM151 139V140H150ZM156 139H157V141H158V143H157V141H156ZM193 141H192V140ZM208 139H210V141L208 140ZM222 139V140H221ZM224 139V140H223ZM235 139H237V138H235ZM234 139V140H235ZM256 139H257V141H256ZM262 139V138H261ZM148 140H149V142H148ZM160 140H161V142L162 141H164L165 143H161L160 142ZM166 140V141H165ZM172 140H177V143L176 144H174V143H172ZM194 140H196V141H194ZM199 140V139H198ZM199 140V141H200ZM207 140V141H206ZM44 143H43V142ZM116 141V142H117ZM144 141H146V142H144ZM168 141H170V142H168ZM212 141V142H211ZM218 141V142H217ZM263 141H264V136H263ZM122 143V141H119L118 143L119 144H121ZM131 142H132V144H131ZM138 143V142H142V143H139V144H141V145H137L136 143ZM143 142H144V144H143ZM152 142H154V143H152ZM160 142V143H159ZM174 142H176V141H174ZM209 142V143H208ZM255 142V143H254ZM258 142V143H257ZM117 143V144H118ZM133 143H135V144H133ZM146 143H148V144H146ZM42 144H45L44 146L42 145ZM50 144V145H49ZM87 144H89V145H87ZM126 144V146H124ZM150 144V145H149ZM200 144H201V149H200ZM211 145V146H206V145ZM48 145V146H47ZM54 146L53 148L55 149V152H51V151H54V150H46V148H50V146ZM85 145V146H84ZM114 145H116V143L114 144ZM114 145L112 144V146L114 147ZM135 145H137V146H135ZM143 145V146H142ZM42 146L44 147V148H42ZM47 146V147H46ZM89 146V147H88ZM111 146V145H110ZM112 146H111V148H112ZM140 146H142V147H140ZM212 146H214V147H212ZM219 146V147H218ZM98 147V148H97ZM137 147V148H136ZM203 147V148H204ZM209 147V148H208ZM42 148V149H41ZM52 148V147H51ZM129 148V147H128ZM252 148V149H251ZM263 148V149H262ZM41 149V150H40ZM44 149V151H42ZM95 149V150H94ZM97 149L99 150V152H100V154H99V152L97 153ZM101 149H104V151H101ZM113 149V148H112ZM253 149H255V150H253ZM256 149H261L260 151L261 152H259L258 150H256ZM115 150V149H114ZM199 150H201L202 152L201 153H203V156H204V153H206V156L207 157H205L206 159H207V162H205L206 161V159H202L201 157H202V155L200 156V152H199ZM213 150V149H212ZM47 151V152H46ZM254 151V152H253ZM257 151V152H256ZM51 152V155H53L52 153H54V155H53V157L51 156V155H49V153ZM211 152H213V151H211ZM218 152V151H217ZM256 152V153H255ZM263 152V153H262ZM145 153H146V155H145ZM220 154H221V152H219ZM218 153V155H219V157L221 156V159H222V157L224 156L223 154V156L222 155H220ZM22 154V155H21ZM47 154H48V157H47ZM215 154V153H214ZM253 154V155H252ZM21 155V156H20ZM25 155V156H24ZM29 155V156H28ZM39 155H40V157H39ZM43 155V156H42ZM103 155V156H102ZM111 155V156H110ZM124 155V156H123ZM144 155V156H143ZM212 155H213V153H212ZM216 155V154H215ZM41 156H42V158H41ZM51 156V157H50ZM56 157V159H55V157ZM110 156V157H109ZM26 157V158H25ZM28 157V158H27ZM30 157H32V158H34L33 160H34V162H31L32 161V158L30 159ZM45 157V158H44ZM46 157H47V159L49 158V161L48 160H46ZM203 157V158H204ZM215 156H213V158H214ZM216 157H218V156H216ZM216 157H215V159H216ZM237 157V158H238ZM259 157V158H260ZM52 158H54V159H52ZM21 159V160H22ZM40 159V160H39ZM51 159V160H50ZM210 159V158H209ZM211 159H212V157H211ZM236 159V158H235ZM248 159V160H247ZM20 160V159H19ZM19 160L17 161V163L15 164V162L16 161H13V165L12 166H14V168L13 167H11V168H13V170L15 169V170H17L18 169V167H17V165L19 166ZM24 160L23 161H21L20 163H22L23 164V166H25V164L26 163H24ZM27 160H31L30 162L29 161H27ZM46 161L45 163H44V161ZM52 160L54 161V162H52ZM56 160V161H55ZM237 160H239V159H237ZM236 160V161H237ZM243 160V159H242ZM238 161L239 163L238 164H236L235 162H234V160L233 161H230V167H232L233 166V164H235L234 166H235V168H236V173L238 172V174H239V169H240V171H242V168H240V166H239V164H240V162L241 163H243V161ZM39 161H41V162H39ZM43 161V162H42ZM219 160H217L216 162H218ZM223 161H224V159H223ZM258 161H259V159H258ZM29 162V163H28ZM39 162V163H38ZM68 164V166L66 165V163ZM138 162V163H137ZM216 162H214V163H216ZM222 162V161H221ZM221 162H218V164L217 165H219V163H221ZM231 162H233L232 164H231ZM248 162H247V164H248ZM10 165H9V164ZM12 163V162H11ZM43 163V164H42ZM48 163H49V165H48ZM54 163V164H53ZM64 163V168H63V166H61L62 167V169H61V167H60V164H63ZM206 163L209 165L208 167H206L207 165H206ZM245 163H243V165L244 166H242V167H245ZM42 164V165H41ZM46 164L48 165V166H46ZM57 164V165H56ZM71 164H73L74 166V170H73V167H70L71 166ZM77 166H79V167H77ZM170 164V165H169ZM52 165V167H53V165H56L55 167H54V169H52L50 166ZM212 165V164H211ZM221 165V164H220ZM240 165H242V164H240ZM27 166V165H26ZM25 166V168H27ZM31 166L33 167V165L31 164ZM30 166V167H31ZM80 170V172H79V170L76 168V167ZM82 166V167H81ZM215 166V165H214ZM228 166H229V164H228ZM233 166V167H234ZM247 167H249L248 165H246ZM21 168V170H20V175H17V178L15 177V176H13V175H15L14 173H16V172H19L18 170L17 171H14L13 172V174H12V176H10L11 175V173H12V171H9V178H8V185H3V184H1L0 183V196H3V197H1L0 199L1 200H3V198H4V201H2V202H4L5 203V199H7V197L10 199V197L11 196H13V199H12V201L14 200V196L16 195L15 194V192L14 191H17L18 190V195H20V198L21 197H23V196H25V194H30L32 191H33V193H34V190L32 189V191L30 192V190H31V188H28L29 190H26V188L28 187L27 185V182H29L30 180H28V181H26L25 182V179L29 176V175H26L28 172L25 170V168L24 167H22V166H20ZM31 167V168H32ZM36 167H37V165H36ZM46 167H49V168H46ZM65 167H67L66 169H65ZM125 167H132V165H130V166H127V165H125ZM211 167V169H209ZM237 167L239 168V169H237ZM28 168H29V166H28ZM68 168H69V170H68ZM234 168V169H235ZM38 169V168H37ZM49 169H52L53 171H55L54 173H53V171L51 172ZM64 169V170H63ZM72 169V170H71ZM230 169V168H229ZM228 169V170H229ZM232 169V168H231ZM234 169H232V170H234ZM246 169V168H245ZM248 169V168H247ZM8 170H12V169H8ZM24 170V171H23ZM28 170V169H27ZM30 170V169H29ZM28 170V171H29ZM49 170V174L47 173V171ZM63 170V171H62ZM76 170H78V171H76ZM218 170V169H217ZM225 171L227 170V169H224ZM238 170V171H237ZM244 170V169H243ZM25 171H26V174H24L25 173ZM34 171V170H33ZM45 171V173H43ZM67 171H69L71 174H69V173H65V172H67ZM76 171V172H75ZM231 171V170H230ZM235 171H233L234 172V175H236L235 174ZM11 172V173H10ZM24 172V173H23ZM50 172L52 173V175H50ZM60 172H61V174L64 172V176H63V174H62V177H61V182H60V177H57L59 174H60ZM79 172V173H78ZM86 174H85V173ZM219 170H218V173L217 174H221L220 176H218V179L219 178H221V176H222V173H221ZM232 171H231V173H233ZM245 171H243V173H244ZM248 172V171H247ZM29 173H31V172H29ZM28 173V174H29ZM33 173V172H32ZM34 173H37V172H35L34 171ZM75 173V174H74ZM76 173H78V177H77V175H76ZM241 174V175H244V177H246V174ZM18 174V173H17ZM45 174V175H44ZM61 174H60V176H61ZM68 174L70 175V178H69V176H68ZM73 174V175H72ZM215 174H216V172H215ZM215 174H212V175H215ZM227 174V175H226ZM24 175H26V176H24ZM33 175V174H32ZM39 175V174H38ZM48 175H49V177H48ZM76 175V176H75ZM84 175H86V176H88V179L86 178V176H84ZM89 175H90V177H92V178H90V180H91V182H89V184H88V181H90L89 180ZM209 175V177H211ZM229 175V178L227 177ZM249 175H247V176H249ZM65 176H67V180L65 179ZM79 176H82V178L84 179H86V181L84 182L85 183V185H86V182H87V185L86 186H88V190L85 188L86 186H84V188H83V181H79L78 182V180H80V179H77L76 180V178L75 177H77V178H79ZM101 176H103V185H104V182H105V180H107L108 181V183L110 182V184H109V190L108 189H100L101 188V186L103 187V185H102V180H101ZM203 176H206V179H207V181H206V183H204V181L206 180H204V177ZM222 176V177H223ZM226 176V177H225ZM12 177L13 178H15L16 179V181H14V179H12ZM30 177V176H29ZM37 177H39V176H37ZM128 177H130V178H128ZM201 177L203 178L202 179V181H203V183L202 182H200L201 181ZM257 179H256V178ZM81 178V179H82ZM182 178H184V181L185 182H183V179ZM190 178V180H191V178H193L194 180H196V178L198 179V178H200V181L199 182H193L192 180V182H188V181H186L187 179H189ZM212 178V177H211ZM214 178V177H213ZM216 178H217V175H216ZM216 178H215V180H216ZM43 179H41V180H43ZM165 179V180H164ZM55 180V179H54ZM64 180H66V181H64ZM100 180H101V182H100ZM173 180H175V181H173ZM212 180V179H211ZM228 180H226V181H228ZM244 180H246V179H244ZM12 181V182H11ZM37 181H39V180H37ZM63 181H64V183H66V185H64L63 184V186H64V188H63V190L65 189V192L64 191H62L61 192V190L60 189H58L60 186H62V183H63ZM198 181V180H197ZM233 181V182H232ZM45 182V183H44ZM51 182V181H50ZM53 183V182H52ZM82 183V184H81ZM92 183V184H91ZM107 183V182H106ZM105 183V185H106V187L108 186L107 184ZM176 184V187L178 188H176L175 190L176 191H179V190H182V189H184L186 186H189L190 188L192 187L194 190H191L190 191V189H188V192L190 193V192H192L190 195H189V193H187V194H178V195H176L177 193L173 190L174 188H173V184ZM244 183H246V181L244 182H241L240 184H244ZM248 183H249V181H247V184L246 185H248ZM14 184H16V186H14ZM49 184H51V183H49ZM213 184H215V185H213ZM228 184V183H227ZM249 184V185H250ZM46 185H47V187H46ZM82 185V186H81ZM111 185H113V186H111ZM179 185H181L182 187H181V189H179L180 188V186ZM215 186V188H217V191L215 192V191H213L212 190V188H213V186ZM19 186V188H17ZM36 186V185H35ZM62 186V187H63ZM141 186V187H140ZM179 186V187H178ZM185 186V187H184ZM250 186V187H251ZM61 187V188H62ZM105 187V188H106ZM184 187V188H183ZM239 186L237 185L236 186V188H238ZM246 187V186H245ZM244 187V188H245ZM33 188V187H32ZM35 188V187H34ZM81 188H83L85 191V193L86 194H84L83 193V190L81 189ZM171 188H173L172 190L174 191V193H173V191H171ZM187 188V187H186ZM185 188V189H186ZM191 188V189H192ZM228 188H229V190H228ZM239 188H243V187H241V185H240V187ZM10 189V190H9ZM56 189L57 190H60L59 192H56ZM138 189V190H139ZM211 189V190H210ZM214 189V188H213ZM246 188L244 189V191L245 190H247ZM44 190V192H47V190L45 191ZM99 190H101V191H103V192H100L99 194H101L102 195V193H103V196L104 195H106V198H105V196L103 197V196H101V199H103V198H105V200L103 201H100V198H98V199H96V195H97V193H98V191ZM187 190V189H186ZM215 190V189H214ZM12 191H13V193H12ZM26 191V192H25ZM27 191H29L28 193H27ZM41 191H42V189H41ZM109 191V192H110ZM182 191H185V190H182ZM211 191H213V194L211 193ZM230 191V192H229ZM233 191V192H232ZM11 192V193H10ZM36 192H37V190H36ZM35 192V193H36ZM43 191H42V194H41V196L40 195H37V196H40V197H42V195H44V197L45 198H47V197H49L51 194H52V192L51 193H48L47 192V194H50L49 196H47V194H45ZM108 192V193H109ZM112 192H116L115 194H117V191H115V189L112 191ZM139 192H140V190H139ZM195 192V193H194ZM237 192V193H236ZM262 192V193H261ZM41 193V192H40ZM40 193H37V194H40ZM44 193V194H43ZM185 193H186V191H185ZM194 193V194H193ZM230 193V194H229ZM253 193V192H252ZM9 194L11 195V196H9ZM24 194V195H23ZM53 194H54V192H53ZM59 194V195H60ZM99 194H98V196H99ZM247 194V195H248ZM36 195V194H35ZM59 195H57V194H55L54 196L53 195H51L52 196V199H53V201L52 200H50L51 198H47V201L49 200V201H52V204H53V202H57L56 200L58 199V200H60L59 202L61 203V197L59 196ZM61 195V196H62ZM111 195L113 196V198H114V195L111 193ZM229 195H230V197H229ZM7 196V197H6ZM17 196V195H16ZM31 198H32V193H31ZM47 196V197H46ZM55 196H57V197H55ZM83 196V197H82ZM111 196V197H112ZM242 196H243V194H242ZM242 196H240L239 198H241ZM244 196H246L245 194H244ZM244 196L242 197L243 199H244ZM27 197V196H26ZM29 197V196H28ZM40 197H38V198H40ZM54 197H55V199H54ZM59 197V198H58ZM100 197V196H99ZM110 196H109V198H111ZM116 197V196H115ZM16 198V197H15ZM25 198V197H24ZM30 198V199H31ZM45 198H42V200H45ZM62 198V199H63ZM241 198V199H242ZM22 200H26V199H23V198H21ZM29 199V200H30ZM64 199H63V201H64ZM19 200V199H18ZM17 200V201H18ZM28 200V199H27ZM28 200V201H29ZM34 200V202H36L35 201V198H33L32 199V201ZM36 200H38L37 198H36ZM40 200H41V198H40ZM40 200H38V201H40ZM55 200V201H54ZM228 201V203H230V204H227V203H224V201ZM247 200V199H246ZM8 201H10L9 202V204L11 203V200H8ZM16 201V200H15ZM38 201L36 202L38 205H42L43 206V203H38ZM46 201V200H45ZM47 201H46V203H47ZM117 201H118V199H117ZM2 202H0V203H2ZM108 202H110V201H108ZM112 202H113V200H112ZM256 202H255V204H256ZM259 202V203H258ZM13 203V202H12ZM17 203V202H16ZM27 203H29V205L27 206V208L29 207V209H32V208H30V207H32V206H30V204L31 203H33V202H31L30 203V201L29 202H27ZM35 203V206H37V204ZM45 203V202H44ZM45 203V204H46ZM104 203V204H103ZM111 203V202H110ZM109 203V204H110ZM177 203H179V204H181V205H178ZM199 203H200V205H201V210H199ZM261 203V204H260ZM3 204V203H2ZM6 205L8 204V202H6L5 203ZM5 204H3V205H5ZM8 204V205H9ZM48 205H49V202L47 203ZM65 205V207L66 206H68V205ZM226 204V205H225ZM263 204V205H262ZM1 205V204H0ZM2 205V206H3ZM5 205V206H6ZM11 205H13V204H11ZM17 205L18 206H20V207H18L17 209L19 210V212H20V210H22L23 208H25V205L22 203L21 205L23 206L24 205V207H22L21 208V205H19L18 203H17ZM17 205H15L16 207H17ZM31 205H33V207H35L34 206V203L33 204H31ZM61 205V204H60ZM99 205V206H98ZM178 205V206H177ZM205 205V207H203V206ZM254 205V204H253ZM1 206V207H2ZM4 206V208H2L3 210H4V212L5 213H3V211H2V213H0V219H2L1 217H3V219H4V217H7V219L10 217V216H12V214H10L9 212H11L12 211V209L11 208H13L14 206H11V208H10V206H8V209H11V211H7L6 210V207ZM55 206V205H54ZM63 206V205H62ZM86 206V207H85ZM104 206V207H103ZM112 206L113 205H110V207L112 208ZM128 206V207H127ZM258 206H260V207H258ZM16 207H15V209H16ZM39 207V206H38ZM65 207H63V208H65ZM89 207H90V204H89ZM106 207V208H107ZM202 207H203V209H202ZM41 208V209H40ZM40 208L38 209V210H43V209H45V208H43L42 209V207L40 206ZM46 208H47V205H46ZM49 208V207H48ZM55 208H57V207H55ZM54 208V209H55ZM111 208H108V209H111ZM16 209V210H17ZM26 209V208H25ZM34 209H36V211H37V207L36 208H34ZM34 209L32 210L33 212H34ZM65 209H67V207L65 208ZM69 209H70V206H69ZM77 209V210H78ZM83 209H85V210H83ZM113 209V208H112ZM187 210V209H190L191 211L189 212V213H191V215H189L187 212H185L184 210V212L185 213H187L189 216H191V217H187V216H185L186 218H184V215L182 216V214H184V212H182L180 215L178 214V216L179 217H177V219H176V215H177V213H178V210ZM223 209V210H222ZM1 210V209H0ZM14 210V209H13ZM52 210V209H51ZM50 210V211H51ZM58 210H61V211H63L62 210V208L61 209H58ZM74 210V209H73ZM76 210V209H75ZM177 210V212H176V215L174 214V212ZM197 210H199L198 212H197ZM23 211V210H22ZM21 211V212H22ZM30 212V213H33V212ZM36 211L34 212V213H36ZM49 211V210H48ZM48 211H46V212H48ZM68 211V210H67ZM84 211V212H83ZM93 211V212H92ZM113 211H115V210H113ZM195 213H194V212ZM201 211H203V212H201ZM1 212V211H0ZM8 212V213H7ZM13 212V211H12ZM27 212V211H26ZM58 212V211H57ZM65 212V211H64ZM71 212V211H70ZM78 212V211H77ZM76 212V213H77ZM109 211H107L106 213H108ZM111 212V214L110 215H112V214H115L114 212H112V211H110ZM171 212V213H170ZM197 212V213H196ZM15 214H16V212H14ZM27 213H29V210H28V212ZM26 213V214H27ZM33 213V215H36L37 213H38V211H37V213L36 214H34ZM40 213V212H39ZM41 213H44V211L43 212H41ZM48 213H50V212H48ZM59 213V212H58ZM62 213V212H61ZM68 213V212H67ZM75 213V212H74ZM194 213V215H192ZM201 214L200 216H199V218H198V216H197V214ZM21 214V213H20ZM24 214V213H23ZM52 214V213H51ZM50 214V215H51ZM53 214H55L54 212H53ZM60 214V213H59ZM30 215V214H29ZM32 215V216H33ZM63 215V214H62ZM69 215V214H68ZM90 216H91V214H89ZM93 215L91 216V217H93ZM119 215V216H120ZM186 215V214H185ZM24 216H25V214H24ZM39 216V215H38ZM41 216V218H42V216L43 215H40ZM78 216V215H77ZM115 216H116V214H115ZM145 216V215H144ZM17 217V216H16ZM20 217V216H19ZM27 217H29V216H27ZM26 217V218H27ZM44 217V216H43ZM54 217V216H53ZM74 217H75V215H74ZM83 217H86L87 218V216H83ZM91 217H89V218H91ZM107 217V216H106ZM112 216H109V217H107V218H103V221H105L106 219H109V220H112V221H115V218L114 217H112ZM172 217H170V218H172ZM203 217V218H202ZM12 218V217H11ZM71 218V217H70ZM70 218H69V220H70ZM73 218V217H72ZM101 218V219H100ZM111 218V219H110ZM113 218H114V220H113ZM155 218V217H154ZM154 218H152V219H154ZM184 218V219H183ZM201 218V219H200ZM232 219V220H230V222L232 221L233 223L232 224H230V222L228 221V219ZM237 220H235V219ZM2 219V220H3ZM6 219V218H5ZM17 219V218H16ZM28 219V218H27ZM30 219V218H29ZM40 219V218H39ZM51 219V218H50ZM85 219V218H84ZM100 219V220H99ZM105 219V220H104ZM117 219V218H116ZM119 219H117V221L119 220ZM142 219V220H141ZM164 219H167V220H169V223H168V221H167V223H165V221H164ZM176 219V220H175ZM18 220H19V218H18ZM21 220V219H20ZM31 220H33V219H31ZM35 220V219H34ZM72 220V219H71ZM87 220H89L88 218H87ZM87 220H86V222H87ZM91 220V222L89 223L90 224V227H92L93 225H95L96 223H92L93 222V219H90ZM109 220H107L106 221V223L109 221ZM151 220V219H150ZM22 221V220H21ZM26 221H28V220H26ZM102 220H101V222L100 223H102L103 222ZM112 221H110V222H112ZM225 221V222H224ZM229 222L228 224L226 223V222ZM236 223H235V222ZM42 222V221H41ZM71 222V221H70ZM31 223V222H30ZM60 223V222H59ZM74 223H76V222H74ZM88 223V222H87ZM93 225H92V224ZM160 223V224H159ZM84 224V223H83ZM86 224V223H85ZM88 224V225H89ZM172 227H171V226ZM40 226H42V225H40ZM64 226H66L65 224H64ZM67 226H68V224H67ZM170 226V227H169ZM189 228H188V227ZM68 227H70V226H68ZM67 227V230H69L70 228H68ZM83 227L85 228H87V226L85 225H83ZM89 227V228H90ZM94 227V226H93ZM95 227H97V225H95ZM94 227V228H95ZM174 227V228H173ZM75 228V227H74ZM85 228V232H90L91 230H92V228H87L86 229ZM169 228H171L170 230H169ZM186 228H188V230L186 229ZM191 228V229H190ZM41 229V228H40ZM43 229V228H42ZM61 229H65V227H63V228H61ZM60 229V230H61ZM81 229H82V227H81ZM44 230V229H43ZM62 230V231H63ZM71 230V229H70ZM69 230V232H66V233H71V231ZM83 230V229H82ZM90 230V231H89ZM187 230V231H186ZM192 230V231H191ZM199 232H198V231ZM65 231H66V229H65ZM185 231L186 232H188V233H185ZM190 231H191V233H193L194 231H196V234H197V232H198V235H197V237L196 238H200L199 240H197L196 238V242L194 241L195 239H191V237H194L193 236V234H191L190 233ZM83 233V234H86V233ZM64 233V235L63 236H66L65 235V232H63ZM62 233V234H63ZM195 233V232H194ZM73 234V233H72ZM88 234V233H87ZM86 234V235H87ZM185 234H186V236H185ZM190 234V235H189ZM196 234H194V235H196ZM71 235V234H70ZM188 235V236H187ZM192 235V236H191ZM200 235V236H199ZM72 236V235H71ZM77 236V235H76ZM191 236V237H190ZM67 237V240L69 239V240H71L70 238H68V235L66 236ZM66 237H64L63 239H65ZM82 237V236H81ZM81 237L79 238V239H77V240H80L81 239ZM72 238V237H71ZM185 238H186V240H185ZM188 239V240H187ZM66 240V241H67ZM68 240V242H67V244L69 243V242H71V241H69ZM73 240H75L76 241V239H75V237L72 239V242H73ZM64 241V240H63ZM75 241L72 243V245L75 243ZM199 241H201V242H199ZM81 242H82V239H81ZM80 241L78 242V243H81ZM199 243V245L200 244H202V245H198V243ZM227 242H229L230 243V245L228 244V247H224V245L227 243ZM192 243V245L190 246V248H192V250L189 248V246L188 245H190ZM194 243H196L197 245V247L199 248H194L193 249V245H194ZM243 243H248V245H250V247L247 245L246 246V244H245V247L246 248H248L249 247V249H248V252H249V250H250V253H249V255H248V253L246 252L247 250H243V248L241 249L240 248V250L239 251H237L235 248H234V245L233 244H240L241 245V247H242V245H243ZM64 245L66 244V243H63ZM64 245L62 246V249H63V247H64ZM69 245V244H68ZM211 245L213 246V247H215V248H218V249H215V248H211ZM227 245V244H226ZM225 245V246H226ZM67 246V245H66ZM71 246V245H70ZM77 245L75 244L73 247L75 248V251H74V248H72L73 249V251H72V249H69L70 247L69 246H67V247H64V248H66L64 251L66 252L65 253V255L67 254V252H68V254L67 255H69V253H71V254H73L72 252H75L73 255H74V258H76L75 256H76V251H78L76 248H79L78 246L76 247ZM186 247V249L188 250V251H186L184 248ZM222 246H223V248L224 249H226L227 250V248L229 249L228 251H230V250H232V256L234 255H237L239 252H240V255L242 256H244V252H246L245 254L247 255H245L244 257H242L243 258V260H241V262H240V260H239V262L237 263L236 262V260H237V258L236 259H234L233 260V258L234 257H231L232 258V260L231 259H229L228 260V258H226V256H227V252H225L224 250H223V248H222ZM238 246V245H237ZM236 246V247H237ZM69 247V248H68ZM211 248V249H210ZM239 248V247H238ZM245 248V249H246ZM196 249H198V250H196ZM71 250V251H70ZM243 252H242V251ZM234 251H235V253H234ZM181 252H184L183 254L181 253ZM189 252V253H188ZM222 252H224V253H226V254H222ZM243 254H242V253ZM180 253H181V255H180ZM210 253H211V255H210ZM229 253H231V251L229 252ZM237 253V254H236ZM252 253H254V254H252ZM64 254V253H63ZM70 254V255H71ZM188 254H191V255H189V257L187 256ZM178 255H179V257H178ZM183 255H186V256H184L183 257ZM224 255H225V257H224ZM230 255V254H229ZM240 255H239V257H240ZM64 257V256H63ZM69 257V256H68ZM67 257V258H68ZM235 257H237V256H235ZM71 260H69V261H72V263L74 262L73 260H74V258H73V256L71 257H69ZM180 258H182V259H186V261L185 260H183L182 261V259H180ZM241 258V257H240ZM241 258V259H242ZM77 259V258H76ZM62 262V261H61ZM183 262V263H182ZM232 262H234V263H232ZM65 263V262H64ZM67 263H69L68 261H67ZM66 263V264H67ZM72 263H69V264H72ZM76 263H77V260H76ZM77 264H80V263H77ZM188 264H193V263H188Z\"/></svg>",
  "mask_w": 264,
  "mask_h": 264
},
{
  "label": "rangeland",
  "instance_id": "374dc122",
  "mask_svg": "<svg viewBox=\"0 0 264 264\" xmlns=\"http://www.w3.org/2000/svg\"><path fill=\"white\" fill-rule=\"evenodd\" d=\"M135 1H138L139 3H140L141 1H142L141 3H145V2H146L144 5L142 4V9H145L144 6H146V7L148 6L147 9H149V7L152 6V4H150V6L147 5V3H149V1H150V3H152V2L155 1L154 4H157V3H158V2H157L158 0H152V2H151V0H146L145 2H144V0H141V1H139V0H135ZM147 1H148V2H147ZM164 1H165V0H163V2H162V3H163L162 5H163L164 7H163V6H162V7H163L164 10H166V9L169 10V12H170V7H171V10H173L172 8H175V9H176L175 6H177V8L180 7V9L182 8V9H184V10H185V9H186V10H188V9H191V10H192L191 12H190V11H187V12H190V13H191V14L189 15L188 13L186 14L184 10L182 11V9H181V10L178 9V10H179V13H177V15H178V14H179V15H178L177 17H179V18H178V20H177L175 23H177L178 21H180V22L177 23V30L175 31L174 35H175L176 33H178V35L180 36L181 34H179V33H180V30H181V22L183 23L186 19H188V18H187L188 15H189L190 18H192L191 15H197L198 12H199V16H201V17L203 16L205 19L202 18V20H201V17H199L198 15H197V17H199L200 19L197 18V17H195V18H196V19H195V20H196L195 23H196V24L198 23V25H196L194 28L198 27V28H197V32L199 33V31H200L201 28H202V27H200V26H203L205 23H206L205 25H207L206 28H212V30H211V29H207V30H206V28H202L203 30L205 29L206 32L211 33L212 37H213V35H214L215 38L213 37V39H216L217 42L215 43V41L212 39V42H213V43H212V42H209V43H210V44H209L207 40H210V39H208V38H211V37H207L206 35H207V34H208L209 36H211V35H210L209 33H207L206 35H205V33H203V35H205V38L207 37L206 42H207L208 45H210V46L207 45V46L209 47V50H206V49H208V47L206 46V43H205V45H204L205 47H207L206 49L203 50V48H204L203 46H202V49H199V48H201V47H199V46L202 45V44H200V45L197 47L198 49L196 48L198 51L201 50V52H199L200 54L203 53L202 51L206 52L205 54L208 53V55H205V54H204L205 56H204V55H203V56L201 55V59H202V57L204 58V57H206V56L208 57V59H209V57L211 58V55H213L215 51H216V52L218 51V50H215L216 48H215L213 45H215V46L217 45L218 48H219V45H220V44H218V43H221V47H222V43L224 42V43H225V44H224V47H225L226 44H227V41H228V40H229L228 43L231 42L232 44H230V45H232V46H230V45L227 44L228 48H226L227 46L225 47L226 49H228L227 51H229L230 49H232V47H233V48L235 47L234 49L237 51V53H235L236 51L233 49L232 52H227V51H226L228 54L225 52V53H226V54H225V58H226L228 55H229V57H230V55H231L232 53L236 54L238 57H237V59H236V58H235L236 55L234 56V54H232V56H233V58L231 57L232 60H231V58H230V60L228 59L230 62H232V64H231L230 62H229V63H230V64H229V63H228V60L225 59V61H224L225 63H222V65L224 64L223 66H225V67L227 66L226 64H229V65H228L226 68H225V67L223 68V66L221 65L222 69H220V67H219V69H218V68L216 69V67H215V69H214V68L212 69L211 67L207 66V61H205L206 64H204V65H205V67H204V65H202V64L204 63V60H205V59H204L203 61L200 59L201 62H202V64H200V63H199L200 61H199V62L197 61V58H198V57H195V56H199L198 52H196L197 55H195V52H194V54L191 53V55H195V56H192V57H195V58H193V59H191L192 57L190 58V56L187 57L188 59L190 58V60H194V59H195V60H196V61L194 60L195 63H199V65L196 64L197 68H200V69L202 70V71H200V72L202 73V72L204 71V72H203L204 75H206V74L209 75V76L207 75V78H209L208 80L210 81V82H209L210 86H206L205 88L209 87V88H207L208 91H209V89H210V87H211V88L213 89V92L215 91V94H216V96H215V94L212 93V94L214 95L213 98L215 97L214 100H213L212 97H210V99L212 98V102H214V104H208V103L205 102V103L208 104V105H206V104L203 105L204 102H201V103L199 104L200 101H204V100H202L203 98H202V99H199V98H198V99L200 100V101H199V100L197 99V97L195 96L196 99L198 100V101H197L198 104H199V105L202 104V105L204 106V107L201 106V107H203L202 110H201V113H202V114L199 113L200 116H203V115H204V116H203L204 119H203V118H202V119H203V120H206V122H204L203 120L200 121V122H204L202 125L205 124V126H202V125H201V127H204V128H201V127L199 126L201 130L203 129V130H202L203 132H201V133H204V130L206 131L207 128H209L210 124H209V126L206 127V125H208V122L213 121V123H211V126H212L211 129H212V128L214 129V127H215L216 125H218V127H217V128L215 127L216 129H214L215 131H218V129H221L220 127H223V129H222L221 131H223V130H224V131H225V130L227 131V130L229 129L230 132L232 131L233 134L236 133L237 135H238V133H241V132H242L239 136H237L236 134H235V135H231V134H229V133H230L229 131H228V134L226 133L227 135H225V132L223 131L224 136H222V137H225V136L228 137V135H229V137H232V138H234V139L237 138V139H235V140L232 139L231 142H232V141H236V140H237L236 142H240V140H242L240 143L244 144V143H245V139H246V142H247L248 145H249L252 141H251L250 139L248 140V138H249L250 136H248L247 134H253V135L251 136L252 138L256 136L257 139H259L260 141L264 142V141H263V136H264V112H263V111H264V103H261L262 100L264 99V97H263V95H264V94H263V93H264V83H263V81H264V77H263V76H264V74H263V73H264V65H263V63H264V62H262V61H264V57H262L263 54H264V49H263V47H264V43H263V41H264V40H263V39H264V28H263V27H264V26H263V25H264V18H263V16H264V15H263V14H264V10H263L264 7L262 8V6H260V4H261V5H264V4H263V3H264V0H253L254 2H253V1H250V0H249V1H250V2H249V1L246 0V1H247V4L249 5L248 8L251 9V11L248 9V10L251 12V16L253 15V13H254L255 10H256L255 7L257 8L258 5H259V7H261V9H260L259 7L257 8V10L259 9L261 13L258 14L259 11H256L257 14H254V15H256V17H258L257 19H260V20H259L260 23L258 22V20L255 21V22H253L254 20H252V17L255 18V16L253 15V16L251 17L250 14H249V12H248V14L246 13V12L248 11V10H247V6H248V5L246 6L245 3H244V4L242 3L244 0H243V1H242V0H240V1H239V0H237V1H236V0H233V1H232V0H227V1H226V0L224 1V0H223V1H222L223 3H222L220 0H218V1L221 2L219 5H218V3L216 2V0H213V1L208 0V1H207V4H208V3H209V4H213V5H211V6L208 4L210 7H212V6H215L214 8L221 7L220 11H219V9L217 10L218 13H220V12L223 11V10H225L226 8L228 9V6H226V5H227V4L229 5V3H230L231 6L229 5V7H230L231 10L233 11L234 16L236 15V16H235L236 18H234V16H232L233 14L230 15L232 12H231V10H229V9H228V10H229V11H228L229 18H228V15H227V16L225 15L227 9L225 10V14H223V15H222V12L220 13L221 15H218V14H217V15H218V16H217V15H216L217 12L214 13V15H216L215 18H217V19H218L219 17H222L221 20H225V19L227 20V18H228L229 21H231L230 16H232L231 18H234V19H233V21H231V23H232V22L234 23V21L237 19L235 22H239L240 24H241V23L244 24L243 27H244L245 29H242V27H240V26H242V24H241V25L236 24V25L239 26V29H238V26L235 27L236 25H235V26L228 27V28L226 29V31H227V30H230L229 28H231L232 30L234 29L235 31H234V30H233V31H234V32H237V33H235L236 35H238V32H239L238 37H239V36L242 37V38H241L242 40H239L240 38L237 37V39H238L239 41H238V40H237V41H234L235 39H233V41H231V40H230V35H228V33H226L225 31H223V32L225 33L224 35L227 36V37H229V39H226L227 37H225V36L223 35V33H222V29L220 28V26H221L220 24H219L218 27L216 28V25H217V24L215 25V21H219L220 19H219V20H216V19L213 20V19H214V15H213V17H212V14H213V13L208 12V10H210V9H211V11H213V7H212V8H210L209 6L207 7V4H205V3H204L205 5H203L202 3H203L204 0H203V1H202V0H195L196 2H195L194 0H186L185 2H187V3H189V4H192V3L194 2V3H196V4L198 5V6H197L196 4L193 3L192 6H188V5H189V4H188V5H187V6L189 7L188 9H187V7H182V5H179L180 2H179V4L177 5L178 2L175 3V1L167 0V1H165L166 4L164 5ZM171 1H172V3H171ZM190 1H191L192 3H191ZM230 1H231V2H230ZM241 1H242V2H241ZM255 1H261V2H260L259 4H258V2H257V4H256ZM126 2H127V1H126ZM128 2H131V3H132V1H129V0H128ZM156 2H157V3H156ZM173 2H174V3H173ZM200 2H201V3H200ZM204 2H205V1H204ZM211 2H212V3H211ZM214 2H216L217 4H215ZM224 2H226V3L224 4ZM236 2H238V3H237V6H236L237 9L235 8V5H236V4L234 5V3H236ZM167 3H169V4L171 3V4H170V7H169V5H168V8H166ZM187 3H186V4H187ZM239 3H240V4H239ZM252 3H255L256 5H255V4H254L255 6L252 5ZM136 4H137V3H136ZM136 4H135V2H134L133 6H134V5L136 6ZM173 4H176V5H173ZM241 4H242V5H241ZM125 5H128V4L125 3ZM193 5H195V6H193ZM216 5H217V6H216ZM238 5H239V6H238ZM128 6H129L130 8H132V4H131V5H128ZM128 6H125V8H126L127 10H128V8H127ZM138 6H140V4H137V7H138ZM172 6H173V7H172ZM222 6H223V7L225 6V9H223ZM233 6H234V8H235L234 10L232 9ZM241 6H243V7H241ZM253 6H254V8H253ZM154 7H155V6L153 5V8H154ZM156 7H157V5H156ZM156 7H155V8H156ZM159 7H160V6H158V9H161V10L163 11L162 7H160V8H159ZM192 7H193L194 10L192 9ZM194 7H196V9H195ZM238 7H240V10H244L245 12H243V11L240 12ZM122 8H124V5H123ZM125 8H124V9H125ZM140 8H141V7H140ZM165 8H166V9H165ZM133 9H136V8H133ZM151 9H152V8L150 7V10H151ZM156 9H157V8H156ZM254 9H255V10H254ZM121 10H122V9H121ZM130 10H131V9H130ZM136 10H137V9H136ZM136 10H135L134 12H133V10H132V15H133V17H134L135 15L138 16L137 13H135V12H139L141 9H140V10H137V11H136ZM150 10H149V11H150ZM154 10H155V9H154ZM178 10H177V11H178ZM214 10H215V9H214ZM237 10H238V11H237ZM246 10H247V11H246ZM143 11H144V10H143ZM143 11H142V12H143ZM145 11H147V12H144L145 14L143 13V16H144V15L146 16V15H147L146 13L149 12V11L146 10V9H145ZM162 11H161V16H160V19H161V21H160V25L163 24V23H162V19H163V20L165 19V18H162L163 16L165 17V15H163V14L165 13V11H163L164 13H162ZM193 11H194V12H193ZM215 11H216V10H215ZM122 12H124L123 15H122ZM122 12H121V14L119 13V14H117V15H119V17L122 16V17L124 18V20H125V17H124L125 11L123 10ZM142 12H139V16H138L139 19H140V15H142ZM150 12H154V11L152 10V11H150ZM169 12H168V13H169ZM172 12H174V11H172ZM180 12H181V13H180ZM195 12H196V13H195ZM238 12H240V14L242 13V15H239ZM262 12H263V13H262ZM133 13H135V14H133ZM140 13H141V14H140ZM170 13H171V12H170ZM175 13H176V12H175ZM184 13H185V14H184ZM192 13H195V14H192ZM244 13L247 14V17H245L246 14H244ZM148 14H149V13H148ZM150 14H151V15H154V13H150ZM171 14H174V13H171ZM182 14H183V15H182ZM237 14H238L239 16H238ZM130 15H131V14H130ZM132 15H131V16H132ZM151 15H150V16H151ZM162 15H163V16H162ZM184 15H185V17H186V16H187V17H186V18H185V17L182 18ZM243 15H244V18H246V21L244 20ZM261 15H262V16H261ZM131 16H130V17H131ZM143 16H142V17H143ZM148 16H149V15H148ZM148 16H147V18H149ZM169 16H170V14H169ZM171 16H173V15H171ZM206 16H207L208 18H206ZM225 16H226V17H225ZM237 16H238V17H237ZM240 16H241L243 19L240 18ZM117 17H118V16H117ZM142 17H141V19H142ZM167 17H168V16H166V19H167ZM193 17H194V16H193ZM209 17H210V18H209ZM123 18H121V20H123ZM145 18H146V17H145ZM147 18H146V19H147ZM171 18H172V17H169L168 19H171ZM238 18H239V19H238ZM247 18H250V20L247 19ZM119 19H120V18H118V20H119ZM133 19H135V17H134ZM146 19H145V20H146ZM160 19H159V20H160ZM168 19H167V20H168ZM181 19H184V20H181ZM193 19H194V18H193ZM193 19H192V20H193ZM197 19L200 20V21H202L203 23H202V22H201V23H202L203 25L200 23V26H199V22H200V21L197 22V21H198ZM209 19H211V20L209 21V22H210V23H209V26H214V25H215V28H213V27H209V26H208V23H207L208 21H207V20H209ZM240 19H241V20H240ZM150 20H151V18H150ZM173 20H175V19H173ZM195 20H193V21H195ZM212 20L214 21V24H213V25H210ZM226 20H225V21H226ZM243 20H244L245 22H247V25H249V23H251L250 26H248V27L246 28L245 23H244V22H241V21H243ZM248 20L250 21L249 23H248ZM255 20H256V19H255ZM96 21H97V22L99 21V23H97ZM101 21H103V20H102V19H100V20H95V22H96L97 24H100V23H101L100 25H102L105 21H103V23H102ZM136 21L138 22V20H136ZM136 21H135V22H136ZM146 21H147V20H146ZM146 21H145V22H146ZM168 21H169V20H168ZM171 21H172V19H171ZM187 21H189V20H187ZM190 21H191V19H190ZM193 21H191V22H193ZM206 21H207V22H206ZM213 21H212V22H213ZM225 21H224V22H225ZM227 21H228V20H227ZM229 21H228V22H229ZM261 21H262V22H261ZM1 22H2V21L0 20V23H1ZM90 22H91V21H90ZM93 22H94V18H93ZM93 22H91V23H93ZM95 22H94V23H95ZM148 22H149V19H148ZM166 22H167V21H166ZM166 22H165V20H164V23H166ZM172 22H174V21H172ZM219 22L221 23V21H219ZM228 22H225V23L228 25V24H229ZM133 23H134V22H133ZM133 23H132V24H133ZM139 23H140V24L136 23V24H135V27H134V25H132V26L134 27L135 31H136V28H137V32H138L137 34H138V36H137L136 34H135V35L133 34V35H130V36H132V37L135 36V37H137V38L141 37L142 39H143V38L145 39V37L148 36V35H146L145 37H144L143 35H142L143 37H142V36H139V34H141V33L143 34V32H144V31H142V30H144V29L142 28V26L145 25V24H143L144 21L142 22V20H139ZM161 23H162V24H161ZM179 23H180V24H179ZM186 23H188V22L185 21V22L183 23V24H184L183 26H185ZM216 23H217V22H216ZM225 23L222 24V25L224 26ZM233 23H232V25L235 24V23H234V24H233ZM255 23H256V25L254 26ZM257 23H258V24H261V23H262V25L259 26V25H257ZM121 24H122V23H121ZM146 24H147V23H146ZM148 24H149V23H148ZM158 24H159V23H157V24L154 23V25L150 27V30L148 29L149 27L147 28V27H145L146 25L144 26L145 28H147V30H149V31H147V33L152 31V32H151V33H152V36L150 37V39L146 38L147 40H149V44H150V46H153L154 44H157L156 42H158V43L160 42V43H161V41H162V42L164 41V40L160 37V36H162V35H160V34H159L160 36L157 35L158 33H160V31H159L158 33H156V32H157V29H156L155 25L159 28L160 25H158ZM166 24H167V23H166ZM166 24H165L164 26H161V27L164 28V27L166 26ZM169 24L171 25L172 23H170V21H169V22H168V25H167L166 27H168V26L170 27ZM178 24H179V25H178ZM189 24H190V22H189ZM189 24H187V25H189ZM193 24H194V23H193ZM124 25H125V24H124ZM127 25H128V24H127ZM149 25H152V24H149ZM194 25H195V24H194ZM194 25H193V26H194ZM129 26H130V24H129ZM129 26H128V27H129ZM136 26H138V27H136ZM139 26H140L141 29L139 28ZM147 26H148V25H147ZM173 26L176 27V24L173 23ZM190 26H192V25L190 24ZM223 26H221V27L224 28L223 30H225L226 25H225L224 27H223ZM228 26H230V25H228ZM251 26H252V27H251ZM154 27H155V28H154ZM161 27H160V28H161ZM175 27H174V28H175ZM204 27H205V26H204ZM233 27H234V28H233ZM253 27H255V28H254V31H258V32L260 31V34H261V32H262L261 35L259 34L261 37H260V36H257L258 33H257V32H254V31H251V33H252V35H253V32L256 33L257 35H256V34L253 35V38H254L255 36H256V37H255L254 39H253V38L250 39V38L248 37V36L250 35V34H247L248 32H250V31H249V28H250V30H251V29L253 30ZM259 27H261V28H259ZM170 28H173V27H170ZM170 28H168V30L171 31L172 29H170ZM183 28H184V27H183ZM187 28H189V27H187ZM192 28H193V27H191V29H192ZM219 28H220V30H219ZM236 28H237V29H236ZM129 29H131V27H129ZM132 29H133V28H132ZM132 29H131V31L133 32L134 29H133V30H132ZM138 29L141 30V31H138ZM214 29H215V32H214ZM260 29H262V31H261ZM90 30H91V29H90ZM93 30H94V29H93ZM93 30H91V31L93 32ZM155 30H156V31H155ZM158 30H159V29H158ZM162 30H163V29H162ZM165 30H166V29H165ZM174 30H175V29H174ZM184 30H185V29L182 30L183 33H184ZM188 30H189V29H188ZM188 30H187V31H188ZM195 30H196V29H195ZM205 30H204V32H205ZM209 30L213 31L215 34H216V32H219V34H220V33H222V34H220V36H219V34L217 33V35H218V37H217V36H215V34H214L213 32H211V31H209ZM237 30H238V31H237ZM240 30H242L243 32L240 31ZM94 31H96V30H94ZM131 31H130V32H131ZM153 31H154V32H153ZM163 31H164V30H163ZM185 31H186V30H185ZM187 31L185 32L187 35H188L189 33H191V32H189V31H188L189 33H187ZM193 31H194V30H193ZM244 31H248L247 33H245V36H243V35H244ZM132 32H131V33H132ZM173 32H174V31L172 30V34H173ZM195 32H196V31H195ZM228 32H229V31H228ZM234 32H232V34H233ZM240 32H242V35H240V34H241ZM134 33H136V32H134ZM145 33H146V29H145ZM163 33L166 34L165 31H164ZM163 33L161 32V34H163ZM198 33H197V34H198ZM230 33H231V31H230ZM169 34H170V32H169ZM192 34H193V33H192ZM197 34H196V36H197ZM199 34H201V33H199ZM199 34H198V36L201 37V35H199ZM232 34H231V35H232ZM144 35H145V34H144ZM154 35H156V37H154ZM178 35H177V37L175 36L176 38H172V39H176V41L174 42L175 45H176L177 41L180 42V40H181L180 38H178ZM187 35H186V36H187ZM190 35H191V34H190ZM203 35H202V37H203ZM236 35H235V36H236ZM246 35H248V36H246ZM252 35H250V36H252ZM130 36H129V37H130ZM171 36H172V35H171ZM171 36L169 35V37H171ZM182 36L184 37V35H182ZM191 36H193V35H191ZM196 36H193V37L197 39L198 36H197V37H196ZM222 36H223V38H225L224 40L222 39ZM159 37H160L161 39H158ZM162 37H163V36H162ZM164 37H165V36H164ZM167 37H168V36H167ZM188 37H189V36H188ZM188 37H186V38H188ZM202 37L200 38V40L203 39ZM244 37H245V39H247V40H244ZM246 37H247V38H246ZM257 37H258L259 39H257ZM137 38H136V40H137ZM154 38H155V39H154ZM177 38H178V39H177ZM181 38H182V37H181ZM184 38H185V37H184ZM184 38H182V40H181L182 43H184V41H183ZM217 38H218V39H217ZM219 38L222 39V40L220 39L221 42L218 41ZM231 38H232V37H231ZM132 39H133V38H131L130 40H132ZM142 39H141V40H142ZM144 39H143V41H144ZM164 39H165V38H164ZM188 39H189V38H188ZM196 39H195V41H196ZM249 39H250L251 41H250ZM147 40H145V42H146ZM158 40H160V41H158ZM203 40H204V39H203ZM252 40H253V41H252ZM258 40H259V41H258ZM126 41H129V40H126ZM132 41H133V40H132ZM134 41H135V39H134ZM134 41H133V42H134ZM143 41H142V42H143ZM166 41H167V39H166ZM168 41H169V40H168ZM186 41H187V40H186ZM186 41H185V42H186ZM191 41H192V39H191ZM195 41H194V42H195ZM197 41H198V39H197ZM201 41H202V40H201ZM225 41H226V42H225ZM245 41H246V42H245ZM247 41H248L249 44H246ZM138 42H139V40H138ZM142 42H141V43H142ZM145 42H144V44H145ZM170 42L172 43L173 41L171 40ZM170 42H169V44H170ZM192 42H193V41H192ZM192 42L187 41L186 43H187V44L189 43V45H190V43H192ZM194 42H193V43H194ZM233 42H235V44H236V42H238V43H237L236 46H235V44H234ZM244 42H245V43H244ZM130 43H132V42L130 41ZM130 43H129V44H130ZM135 43H136V41H135ZM163 43H164V42H163ZM163 43H162V44H163ZM165 43H166V42H165ZM174 43H173V44H174ZM186 43H185V44H186ZM193 43H192L191 45H193ZM202 43H203V42H202ZM214 43H215V44H214ZM242 43H244V44H242ZM252 43H253V44H252ZM255 43H256L257 45H256ZM260 43H262L263 45L260 44ZM138 44H139V43H138ZM138 44L135 45V46L138 47V46H139ZM144 44H143L142 46H144ZM151 44H152V45H151ZM178 44H180V43H178ZM178 44H177V48L179 47ZM195 44L198 45V43H196V42H195ZM233 44H234V46H233ZM238 44H239V45H238ZM251 44H252V45H251ZM254 44H255L256 47L254 46ZM130 45H131V44H130ZM159 45H160V44H159ZM240 45H241V46H240ZM248 45L251 46V47L253 46V47H255V48L253 49V48L249 47ZM260 45L262 46V48L260 47ZM132 46H134V44H132ZM168 46H169V45H168V43H167V47H168ZM180 46H182V45L180 44ZM186 46H188V45H186ZM186 46H184V47H186ZM229 46H230L231 48H230ZM237 46H238V47H237ZM244 46H245V47H244ZM246 46H247V47H246ZM139 47H141V46H139ZM161 47H162V46H161ZM165 47H166V44L164 45V48H165ZM195 47H196V46H195ZM195 47H194V48H195ZM211 47H214V49L211 48ZM221 47H220V48H221ZM239 47H240V51L243 50V51L245 52V54H244L243 51L240 53V51H239V49H238ZM162 48H163V47H162ZM168 48H169V47H168ZM170 48L173 49V47H170ZM174 48H175V47H174ZM177 48H175V49H177ZM188 48H189V46H188ZM210 48H211V50H212L213 52L210 50ZM222 48H223V47H222ZM246 48H247V49H246ZM249 48H250V49H249ZM256 48H257L258 50H259L260 48H261V49L258 51ZM182 49H183V48H182ZM185 49H186V48H185ZM185 49H184V50H185ZM191 49H192V47H191ZM226 49H224V51H225ZM241 49H242V50H241ZM244 49H246V50H244ZM251 49H253L252 51L254 52V54H256V56H257V53H256V52H258V56H257L258 58H259L260 56L263 58L262 61L260 60L261 63H260V61L258 62V59H257V61H256L255 56H254V59H255V60L251 59V58H253V53H250V52L248 53V51H249V50L251 51ZM173 50H174V49H173ZM186 50H188V49H186ZM186 50H185V51H186ZM189 50H190V49H189ZM197 50H196V51H197ZM222 50H223V49H222ZM247 50H248V51H247ZM261 50H262V51H261ZM177 51H178V50H177ZM194 51H195V50H194ZM210 51H211L213 54H209ZM224 51H223V53H224ZM238 51H239L240 55L238 54ZM255 51H256V52H255ZM91 52H92V55H91V56H93V55L96 53V52H95V53L93 54V52H94L93 50H92ZM109 52H110V50H109ZM117 52H118V51H117ZM119 52H121V51H119ZM180 52H181V49H180L179 53H180ZM190 52H193V51L191 50ZM190 52H189V54H190ZM216 52H215V54H216V56H217V53H216ZM221 52H222V51H221ZM246 52H247L248 56L252 55L251 58L247 56V59L250 60V61H247V60L243 61V59L246 58V56H245V55H247ZM260 52H262V55H260V54H261ZM106 53H108V51H106ZM218 53H219V52H218ZM223 53H222V54H223ZM181 54H183V52H182ZM184 54H185V56H186V53H184ZM184 54H183V55H184ZM215 54L213 55V58H214ZM243 54H244V55H243ZM187 55H188V53H187ZM259 55H260V56H259ZM91 56H90V57H91ZM95 57H96V56H95ZM115 57H116V56H115ZM207 57H206V58H207ZM219 57L222 58V60H223L224 54L222 55V57H221V56H219ZM240 57H241V58H240ZM217 58H218V57H217ZM217 58H215V59H217ZM220 58H218V59L220 60ZM242 58H243V59H242ZM262 58H261V59H262ZM93 59H94V58L91 57V58H90V62H89V64H88L89 66L86 65L88 68H87V67H84L86 63H84V64H83V63H79V65L82 64V69H83V67H84V68H85V71L88 70L87 73L84 71V72L86 73V77H84V78H86L87 80H85V81L83 80V81H82V84H81V87L84 88L85 90H86V88H87V89H88V92H90L88 87H89V86L92 87V86L94 85V83L96 82V81H94L95 78L92 80V77H95V75H94L95 72L97 71V72H96V73H97L96 75H98V74H99V71H101V70L103 71L104 68H105L104 65H106L105 63H104V65H103V64L99 61L102 65H101V64H99V65H95V64H94V67L96 68V66H97V68H98V69L96 68V70L94 71L95 68H94V67L92 68V66H93L92 61H93ZM96 59H97V58H96ZM215 59H212V60H215ZM218 59H217V60H218ZM91 60H92V61H91ZM94 60H95V59H94ZM108 60H109V59H108ZM198 60H199V59H198ZM206 60H207V59H206ZM209 60H210V59H209ZM226 60H227V63H226ZM251 60H253V62H252ZM118 61H119V60H118ZM118 61H117V63H116L115 61H110V62H113V65L116 66V69H117V66L119 67V63H120V62H118ZM194 61H193L192 63H194ZM220 61H221V60H220ZM254 61H255V63H254ZM96 62H97V64L99 63V62H98V59L96 60ZM217 62H219V61H217ZM221 62H222V61H221ZM221 62L218 63V64H221ZM246 62H247L249 65H248ZM114 63H116L117 65L114 64ZM121 63H122V62H121ZM121 63H120V66H121ZM214 63H215V64H214ZM241 63H242L243 65H242ZM250 63H252L253 66H252V64H250ZM256 63H257V64H256ZM91 64H92V65H91ZM208 64H210V62H209ZM211 64H212V65H210V66L213 67V65H216V61L213 62V63H212V61H211ZM234 64H235V65H234ZM245 64H246L248 67H249V66H250V67L252 66L251 68H250V67L248 68L249 70L251 69L250 71H248V69L245 67ZM79 65H78V66H79ZM83 65H84V66H83ZM230 65H231L232 70H233V69H234V70H233V71H232V70H228L227 72H225V73L222 74L223 69H224V70H225V69L227 70L228 67H229V69H230ZM237 65H238V66H237ZM254 65H256V66H254ZM100 66H101V67H100ZM219 66H220V65H219ZM103 67H104V68H103ZM121 67H122V66H121ZM206 67H208L209 69L206 68ZM233 67H234V68H233ZM235 67H237V68H235ZM238 67H239V68H238ZM254 67H255V68H254ZM258 67H259L261 70H262V68H263V70L260 71V69H259ZM76 68H77V67H76ZM78 68H79V67H78ZM86 68H87V69H86ZM102 68H103V69H102ZM119 68H120V67H119ZM210 68H211V69H210ZM243 68H244V69H243ZM252 68H253L254 70H252ZM207 69H208V70H207ZM235 69H236L237 71H236ZM74 70H75V69H74ZM76 70H77V69H76ZM92 70H93V71H92ZM118 70H119V69H118ZM193 70H194V69H193ZM206 70H207V73L205 72ZM209 70H211V71H209ZM214 70H215V71H214ZM221 70H222V71H221ZM226 70H225V71H226ZM255 70L258 71V73H261V74H258ZM82 71H83V70H82ZM194 71H195V70H194ZM194 71L192 72V69H191V72H192V73H194ZM198 71H199V70H198ZM212 71H213V72H212ZM217 71H218V73H217ZM229 71H232L233 74H238V73H239V75H236V76H235V77H236L235 79H231V80H233V81H230V83L228 82V81L230 80V78L228 77V78H229V79H228V78L226 77L227 74H229V73H228ZM234 71H236V73H234ZM241 71L245 74V77H248L247 74L250 75L249 77H250L251 80H249V77H248V79L246 80V78H244V74H243ZM254 71H255L256 73H255ZM92 72H94V74H92ZM191 72H190V73H191ZM210 72H211V73H210ZM81 73H82V76H83L84 73H83V72H81ZM88 73L91 74V75H89ZM192 73H191V74H192ZM209 73H210V74H209ZM212 73H214V74H212ZM226 73H227V74H226ZM240 73H241V74H240ZM250 73H252V74L254 73V74H253V77H254V78H252V74H250ZM195 74L198 75L199 72H198V74L195 72ZM215 74H216L217 76H216ZM225 74H226V75H225ZM212 75H213L214 77H213ZM221 75H222V76H221ZM229 75H231V72H230ZM229 75H228V76H229ZM241 75H242V77H241ZM255 75H256V76H255ZM258 75H259V76H258ZM76 76H77V75H76ZM84 76H85V74H84ZM200 76H201V75L199 74L198 77H200ZM231 76H232V75H231ZM191 77H192V76H189V79H191V80H193V79L195 80V78H197L196 76H194V77H192V78H191ZM202 77H203V75H202ZM216 77H217V79H216ZM237 77H239V80H238ZM2 78H3V77H2ZM207 78H206V79H207ZM211 78H212V79H211ZM243 78H244L245 80H244ZM258 78L260 79L261 84H263L262 86H260V81H257ZM261 78H263V79H261ZM88 79H89V80H88ZM198 79H199L200 82H202L201 80H202L203 78H202V79H201V78H198ZM204 79H205V78H204ZM204 79H203V82H204V81L206 82V80H204ZM221 79H222V82H221V81L219 82L218 80H221ZM223 79H225L224 81L227 80V81H226L227 84H228V83L230 84V86L228 85V88H227L228 90H227V92L224 91V92H225L224 94H226V95H230V91H231L232 96L230 95V96L227 98L226 95H224V97L218 99V97H219V93L222 91V94H223V90H226V85H227V84H224V83H226V82H223ZM0 80H2V79L0 78ZM95 80H98V79H95ZM253 80H254V82H253ZM87 81H89V82H87ZM90 81H91V82H90ZM99 81H100V80H99ZM212 81H213V82H212ZM239 81H240V83H239ZM243 81H244V82H243ZM247 81H248V82H247ZM194 82L196 83L197 80L194 81ZM200 82H198V83H200ZM205 82H204V83H205ZM207 82H208V81H207ZM232 82H233V83H232ZM235 82H236V84H234ZM241 82H242V85H243V86L241 85ZM251 82H253V84L256 85V86L253 87V88H255L256 90L258 89L257 91H255V89H254V90L251 92L252 88H250L249 86H254V85H251V84H252ZM257 82H259V83H257ZM91 83H93V84H91ZM96 83H97V82H96ZM187 83H188V84H186V82H185V84H186L185 86H186V87H187V85H189L190 83H193V82H191V81L188 82V81H187ZM195 83H194V84H195ZM246 83H247V84H246ZM249 83H250V84H249ZM255 83H257V84H255ZM98 84L100 85V83H97V84H95V85L92 87V88H93L94 90H96L97 92L92 91V90H93L92 88H91L90 90H91L92 92H94V94L96 93V99L98 98V99L101 101V102H98V100H97L96 102H98V104L100 105V104L102 103V101L105 102V100L109 99V98H107V97H106V98H107V99H106V98L103 97V96H107V95H109V94L107 93V95H104V94H105L104 92H107V91H104V90H103L104 88H101V87H104L103 85H102V86L100 85V86H101V87H100ZM209 84H206V85H209ZM214 84H216V85H214ZM232 84L235 85V86H233V89L235 88L234 90L232 89ZM238 84H239L240 86H238ZM86 85H87V86H86ZM97 85H98V86H97ZM195 85H196V84H195ZM197 85H198V84H197ZM197 85H196V87H197ZM201 85H202V84H201ZM201 85H200V86H201ZM204 85H205V84H204ZM217 85H219V86H217ZM236 85H237V86H236ZM247 85H249V86H248L249 88H247V89H248L251 93L247 90V92L242 93V94H243V95H242L241 92L246 91V86H247ZM257 85H259V86L257 87ZM95 86H96V89H95ZM202 86H203V85H202ZM202 86H201V87H202ZM222 86H223V87H222ZM98 87H100V89H102V92H103L104 94H103L102 92H99L100 90H98V89H99ZM191 87H192V89L194 90V85L191 86ZM198 87H199V86H198ZM216 87H219V89L216 88ZM229 87H230V88H229ZM241 87H242V88L245 87V88L241 89ZM259 87H260V88H259ZM189 88H190V87H189ZM189 88H188V90H189ZM202 88H203V87H202ZM223 88H225V89H223ZM84 89H81V90H84ZM192 89H191V90H192ZM196 89H198V88H196ZM196 89H195V90H196ZM203 89H204V88H203ZM221 89H222V90H221ZM230 89H231V90H230ZM236 89L239 90V94H238V92H237L238 90H236ZM240 89H241V91H240ZM244 89H245V90H244ZM188 90H187V88H186V91H185V95L187 94L186 92H188V94H187L188 96L186 95L187 98L184 97L183 99H185V98L188 99V98L190 97V96H189V92H190V91H188ZM198 90H199V89H198ZM200 90H201V89H200ZM205 90H206V89H205ZM217 90H218V92H217ZM219 90H220V92H219ZM229 90H230V91H229ZM243 90H244V91H243ZM201 91H202V90H201ZM201 91H200V92H201ZM206 91H207V90H206ZM206 91L203 90V94H204V95H205ZM208 91H207V93H208ZM211 91H212V90H211ZM211 91H210V92H211ZM258 91H260V92H258ZM78 92H79V91H78ZM78 92H77V93H78ZM83 92L85 93L86 96H89V97H90V95L92 96V97H90V101H91V98H93V97L95 96V95L93 96V94H91L92 92L89 93L90 95H87V93H88L87 90H86V91H83ZM86 92H87V93H86ZM195 92H196V91H195ZM197 92H198V91H197ZM200 92H199V93H200ZM228 92H229V94H227ZM234 92H235V94H236L237 96H236L235 94H234L235 96L233 95ZM99 93H100V94H99ZM101 93H102L103 95H102ZM259 93H261L262 96L258 95ZM1 94H2V93H1ZM81 94L83 95V93L81 92V93L78 94V96L75 95L76 97L74 96V98H79V97H80L79 99H82L83 102H85V101L90 102V101L87 100L86 98H83L85 95L82 96ZM190 94H191V92H190ZM200 94H201V93H200ZM208 94H209V93H208ZM210 94H211V93H210ZM220 94H221V93H220ZM222 94H221V95H222ZM240 94H241V95H240ZM244 94H245V95H244ZM248 94H250V95H248ZM253 94H254V95H253ZM99 95H101V96H99ZM127 95H128V96H127ZM129 95H130V94H128V93L125 95V100H124V99H120V100H119V101H122V100H123V103H119V102H118L119 104H122V105H123V106L120 105L121 108H122V111H121L120 116H121V115L123 114V112L125 111V110H124V109H125L124 107L127 106V104L129 103V102H128V100H129L128 98H129V97L131 98V95H130V96H129ZM194 95H197V96H198V94H196V93H195ZM194 95H192V96L194 97ZM204 95H203V96H204ZM206 95H207V94H206ZM221 95H220V97H221ZM239 95H240V96H239ZM256 95H257V96H256ZM60 96H62V95H60ZM64 96H68V95L65 94V95H63V97H62V99L66 100V97L64 98ZM98 96H99V97H98ZM109 96H110V95H109ZM203 96L201 95L200 98L203 97ZM241 96H244V97H241ZM245 96H246V97H245ZM254 96H255V97H254ZM54 97H55V96H54ZM57 97H58V96H57ZM68 97H70V96H68ZM81 97H82V98H81ZM89 97H88V98H89ZM102 97H103V100H102ZM195 97H194V100H196ZM198 97H199V96H198ZM204 97H205V96H204ZM206 97H208L207 99L210 101L209 96L207 95ZM230 97H231V98H230ZM232 97H233V98H234V97H237L239 100L236 99V98H235V99H232ZM240 97H241V98H240ZM261 97H263V98H261ZM48 98H49V97H48ZM48 98H47V99H48ZM50 98H51V97H50ZM50 98H49V100H51ZM60 98H61V97H60ZM70 98L73 99V97H70ZM70 98H68V99H70ZM126 98H127V99H126ZM190 98H191V97H190ZM226 98H227V99L230 98L231 101H232V100H235V102H237V100H238L237 104L235 103V105H237V106L234 105V106L236 107V112H238V113H236V112L233 113V112H232V117H235V118H236V116H237V118H238L241 122H240L237 118H236V120H235V118H232V119H231V116H230V114L228 113V111H229V108H231V106L234 104V101H232V104H231V103H228V101H230V100H227ZM248 98L251 99V101H250ZM253 98H254V100H255V103H254ZM258 98H259V99H258ZM47 99H46V101H47ZM52 99H53V97H52ZM56 99H57V98H56ZM72 99L69 101V103L72 101ZM83 99H85V100H83ZM93 99H95V98H93ZM96 99H95V100H96ZM113 99L115 100V98H113ZM180 99H181V98H180ZM180 99H179V101H180ZM183 99H182V101H184ZM221 99H223V101L220 102ZM241 99L243 100V103H241V102H242ZM246 99H247V100H246ZM260 99H261V101H260ZM75 100H76V99H75ZM191 100H192L191 102H193V99H191ZM216 100H217V101H216ZM224 100H225V101L227 100L226 102L228 103V105H227V103H226V106H228V108L225 107V105H223V107H225V108H222V109H226V111H227V109H228V111H227L228 114H226V113H222V112H221V114H217L218 111L220 112V110H221V109L218 110V108H220V107H218V106L224 104V103H225ZM244 100H246L247 102L244 101ZM258 100H259V101H258ZM46 101H44L43 104H46V103H45ZM51 101H52V100H51ZM58 101H59V100H58ZM66 101H67V100H66ZM73 101H74V99H73ZM73 101H72V102H73ZM78 101H81V100H77V101H75V102H78ZM92 101H93V100H92ZM124 101H125L126 103H125ZM185 101H186V100H185ZM188 101H189V100H187V102H188ZM206 101H207V100H206ZM215 101H216V102H215ZM240 101H241V102H240ZM49 102H50V101H49ZM59 102H60V101H59ZM62 102H63V101H62ZM62 102H61V104H62ZM72 102H71V103H72ZM75 102H74V103H75ZM83 102H82V103H83ZM93 102H94V104H95V101H93ZM104 102H103V103H104ZM127 102H128V103H127ZM187 102H186V103L183 102V104L180 103V105L182 104V106L179 105V107H181V108H180L181 110L177 107L178 105H175V107H174V111H176V109L178 108V109H179V110H177L178 112L181 111V112H180L181 114H182V112H184V113L186 112V115H188V116H185L184 113H183V116L186 117V118L189 117V119H191V118H192V115H190V113H189L190 111H189V110H191L192 108L188 110V108H190V107H187V108L185 107V105L188 106V104H190V103H189L190 101L188 102V104H187ZM195 102H196V101H195ZM195 102H193V103H195ZM197 102H196V105H197ZM223 102H224V103H223ZM50 103L52 104V102H50ZM54 103H58V102H54ZM65 103H66V102H65ZM67 103H68V102H67ZM74 103H72V104H70V105H69V104H66V105H65V104L63 103L62 105H65V106H64V107L62 106V108H66V107H68V105H69V108H70L71 105L74 106ZM82 103H81V104H82ZM103 103H102V104H103ZM178 103H179V102H178ZM193 103H191L192 106H194ZM210 103H211V101H210ZM219 103H220V105H219ZM221 103H222V104H221ZM238 103H239V104H238ZM245 103H247V104H246L247 106L245 105ZM251 103H252V104H251ZM253 103H254L255 105H258V106H257L258 108L263 106V107H262L263 110H262V108H259V109H261V110L258 111L259 109H258L257 107H255V105H253ZM48 104H49V103H48ZM58 104H60V103H58ZM75 104H76V103H75ZM83 104H84V103H83ZM85 104H88V103L85 102ZM89 104H90V103H89ZM89 104H88V105H89ZM91 104H92V103H91ZM98 104L96 103V104H95V107H96V105L99 106ZM129 104H130V103H129ZM191 104H190L189 106H191ZM230 104H231V106H230ZM261 104H263V105H261ZM49 105H50V104H49ZM76 105H77V104H76ZM76 105H75V106H76ZM79 105H80V104H79ZM124 105H125V106H124ZM196 105H195V106H196ZM209 105H210V106H209ZM216 105H217V108H214V109H213L212 106L214 107V106H216ZM239 105H240L241 107H242V105H244L245 109L242 107L243 110H240L241 108H238ZM248 105H251V106L253 105L252 107H255V109L258 111V112H256V110H255L254 113H253L254 115L251 113L252 116H253V117H250L251 119L249 118V116H250L251 114H250V112L248 111V109H246V108H248ZM45 106H46V105H45ZM45 106H42V108H43L42 111H44V113H46L47 115H52V113H55V112H56V108H55V109H48V108L52 107L53 104H52V106H50V107L47 105L48 108H47V107L45 108ZM55 106H56V105H55ZM55 106H54V107H55ZM59 106H60V105H59ZM80 106H81V109H82V108H83L82 105H80ZM80 106L78 107V110H79ZM92 106H94V105H92ZM92 106H91V107L89 106L90 108L84 106V107H86V108H83L82 110L80 109V112H79V111L76 112L75 109H77V108L73 107V108H74L73 110H75V113L78 114V116H76V114L74 113V111H73L71 108H70L71 111L69 110V108H67L66 111L62 110L61 108H60V109H61V111H60V110L57 108L60 112L57 111L58 113L56 112L55 115H56V118H57V115H58V117L61 116L60 119L64 120V122H66V123H67V120H68V119L70 120L71 118H73L72 120H74V119L77 120V119H78V121H79L80 119H81V120L84 119V120H83V121H84V124H87L88 122H86V119H85V118H87V117H84V116H85L86 114H88V112H91V111H92L93 113L98 112V111H94V109L96 110V108H94V107H92ZM195 106H194V108H195ZM251 106H249V109L251 108ZM57 107H58V106H57ZM60 107H61V106H60ZM99 107H101V106H99ZM183 107H184V108H183ZM201 107L199 106V108H201ZM208 107H209V108H208ZM52 108H53V107H52ZM117 108L120 109L119 107H117ZM126 108H128V107H126ZM129 108H130V106H129ZM185 108H186V110H185ZM211 108H212L213 110H212ZM182 109H183V111H182ZM203 109H204V110H203ZM205 109H206V110L208 109V111H206ZM68 110L70 111V113L67 112ZM98 110H101V109L98 108ZM194 110H195V109H194ZM194 110H192V111L195 112ZM252 110H253V108H252ZM49 111H50L51 114H48ZM72 111H73V112H72ZM128 111H129V110H128ZM130 111H131V109H130ZM172 111H173V110H172ZM177 111H176V112H177ZM192 111H191V112H192ZM198 111H199V110H198ZM210 111H212V112H210ZM214 111H215V112H214ZM221 111H223V110H221ZM241 111H242V113H241V115H240L239 112H241ZM243 111H244V112H243ZM245 111H248L249 114H250V115L247 114V115H248V119L250 120V122H252L253 124H255V122H260V124H259V123L255 124V125H257V126H255V127L252 126V125H250V122L247 121V120H248L247 117H245V115H242V114H246V113H248V112H245ZM62 112H63V113H62ZM64 112H65V113H64ZM81 112L84 113V116H82L83 113H82V115H81V114L79 115V113H81ZM85 112H86V114H85ZM178 112H177V115H178ZM199 112H200V111H199ZM216 112H217V113H216ZM223 112H225V110H224ZM260 112H261V113H260ZM71 113H72V114H71ZM163 113H164V112H163ZM172 113H173V112H171L170 116L172 115ZM174 113H175V112H174ZM180 113H179L178 119H177V116L175 115L176 113L174 114V115L176 116V118H175V116L173 115L174 118H175V120H176L175 122H176L177 124L174 123V118L172 119L171 117H167V116H166L168 119H170V118H171V119L169 120V122L167 121L168 119H167L166 122H165V120H161V119H162L161 116L157 115V116H159L161 119L159 120V117L157 118V120L154 119V120H155V123H153V124H157V127H154V126H156V125L153 126V127L155 128V131L153 132V130H152V132H150L151 134L148 135V137L151 136V135L155 136L156 134L159 135V136H161L162 134H165V133H166V134H170L171 132L175 135L176 132H180V131H178L179 127H180L181 129H184V128H186L187 126L192 125V124H190V123H189V125H188V124L185 123V122H184L185 124H183V123H182V122H183L182 119H186V118H184L183 116L180 117ZM196 113H197V112H196ZM203 113H206V114H203ZM208 113H213V114L215 113V114H217V115H213V114H212L213 116H215V118H213V120H212V117H211L212 115L210 116V114H208ZM235 113H236V114H235ZM46 114H44V116H45ZM124 114H126V112H125ZM127 114H128V113H127ZM129 114H131V113H129ZM129 114H128V115H129ZM194 114H195V113H194ZM199 114H198V117H199V120H200L201 118H200ZM222 114H223V115L226 114V116H224L225 118L222 117V116H223ZM256 114H257V115H256ZM258 114H260L261 117H263V119H262V118L260 117V115H258ZM41 115H42V114H41ZM53 115H54V114H53ZM53 115H52V116H53ZM55 115H54L53 118H55ZM89 115H90V113L88 114V116H89ZM93 115H94V114H93ZM160 115H163L162 117H164L165 113H164V114H160ZM208 115H209L210 117H209ZM219 115H221V117L223 118V120L225 119V121L229 120L228 118H229V116H230V120H229V122H225V121L222 122V121H221V123H222V124H221L219 120H222V118H221V117L219 118ZM233 115H234V116H233ZM239 115H240L241 117H240ZM247 115H246V116H247ZM44 116H43V117H44ZM81 116H82V117H81ZM91 116H92V114H91ZM91 116L89 117L91 121L98 120V119H96L95 117H91ZM94 116H95V115H94ZM97 116H98V115H97ZM157 116H156V117H157ZM173 116H172V117H173ZM195 116H197V115H194V117H193L194 119L196 118ZM207 116H208L209 118H208ZM216 116H218V117L216 118ZM227 116H228V117H227ZM238 116H239V117H238ZM50 117H51V116H50ZM64 117H65V118H64ZM66 117H68V118H66ZM78 117H79V118H78ZM83 117H84V118H83ZM122 117H125V116H124V115L121 116L120 119H121ZM127 117H128V116H126V118H127ZM190 117H191V118H190ZM198 117H197V118H198ZM206 117H207V119H206ZM226 117H227V118H226ZM244 117H245L246 119H245ZM256 117H257V118H256ZM46 118H47V116L45 117V119H46ZM89 118L87 119V121L89 120ZM91 118H92V119H91ZM107 118H108V117H107ZM107 118H106V116H105V117L103 116V117H100L99 119H100L101 122H104V121H105V123L107 124V123H108V122H106V119H107ZM111 118H112V117H111ZM129 118L132 119L131 121L135 120V121L133 122V124H131V126L134 127L133 125H135V123H136V119L133 118L132 116H130ZM148 118H149V117H148ZM150 118H151V117H150ZM193 118L191 119V120H192L191 123H193ZM218 118H219V119H218ZM254 118H255V119H254ZM58 119H59V118H58ZM60 119H59V120H60ZM102 119H105V120H102ZM122 119H123V118H122ZM122 119H121V121L119 120V122H118V126H117V128H116V130H115V133H114V131H113V135H112V136H114V138H113L114 140H113L112 142H115L116 145H114L115 143H112V144L114 145V147H113L112 144H111V141L108 142V143H109V147H110V150H109V151H110V154H111V151H113L112 154H111L112 156L114 155L113 153H115V154L120 153V152H117V153H116V152H114V151H116L117 148H118L117 151H120V150H121V147L119 148V146H122V145L124 144L125 140H129V141L125 142V143H129V144H130V140H132V139H131V136H129V133H128V130L130 129L129 127H131V126H130V123L127 122V123H129V126H128V124L126 123V125H127L128 127H127L126 125H125V126H126L127 128H126V127L124 128V125H123V128H122V126L120 127L121 122H123V121L125 120V119H123V121H122ZM137 119H138V118H137ZM139 119H140V118H139ZM139 119H138V120H139ZM189 119H187V122L189 121ZM215 119H216V120H215ZM256 119H257V120H256ZM42 120H43V119H42ZM46 120H47V119H46ZM49 120H51V119L48 118L47 121H49ZM52 120H53V119H52ZM81 120H80V122L77 121L78 123L76 122L77 124H79L78 126H80V124L83 122V121H81ZM90 120H89V121H90ZM108 120H110V119H108ZM108 120H107V121H108ZM140 120H141V123H142L143 125H142L141 123H139L140 121H138L137 123H139V124H138L139 127H140V126H143V127H144V126L148 125V126H146V127H147V130L150 129V128H149V125H150V127H151L152 124H148L147 121L150 123V121L153 120V119H151V120H149V119H148V120H144V119H143L144 121H143L142 119H140ZM158 120H159V124H160V121H161L163 124L161 123L162 125H159V126H158ZM209 120H210V121H209ZM231 120H233V123H234L235 125H233V124L230 123ZM234 120H235V121H234ZM242 120H243V121L245 120V121L243 122ZM254 120H255V121H254ZM259 120H260V121H259ZM55 121L57 122V119H56ZM100 121H99V122H100ZM126 121H127V120H126ZM131 121H130V122H131ZM156 121H157V123H156ZM163 121H164V122H163ZM171 121H172V122H171ZM180 121H181V122H180ZM184 121H185V120H184ZM196 121L198 122V120L196 119L194 123H196ZM218 121H219V123H220L221 125L218 124ZM238 121H239V122H238ZM50 122H51V121H49V123H50ZM56 122H54V124H56ZM59 122H60V121H58L57 123H59ZM61 122H62V121H61ZM61 122H60L59 124H61ZM70 122H71V121H70ZM74 122H75V121H74ZM85 122H86V123H85ZM110 122H111V120H110ZM144 122H145V123H144ZM179 122H180V123H179ZM189 122H190V121H189ZM200 122H198V124H199ZM71 123H73V121H72ZM105 123L103 124V126H102V123H100V124H101L100 127H103V128H101V130H100L99 127H98V128H99L98 130H97V128H96L97 131L100 130V132H98V133H99V136H102V135H104V134L106 133L107 128H105ZM119 123H120V125H119ZM137 123H136V125H137ZM146 123H147V124H146ZM151 123H152V122H151ZM173 123H174V126H175L176 128L178 127L177 129H175V127H174V128H171V127H173ZM206 123H207V124H206ZM224 123H225V124H224ZM226 123H227V124H226ZM236 123H237V124H236ZM51 124H52V123H51ZM62 124H63V126H61ZM62 124H61L60 126H58V127H61L62 129H64V130H65V131L63 130L64 133H66V130H67V129L69 130V132H72V131H70V127L66 129V128H65V127H66L65 124H64L63 122H62ZM68 124H69V123H68ZM68 124H67V125H68ZM74 124H75V123H74ZM82 124H83V123H82ZM123 124H125V121H124ZM144 124H145V125H144ZM165 124H166V125H165ZM168 124H169V128H168V129H172V130H170L171 132H170L169 130H166V129H165L166 126L168 127ZM178 124H179L180 126H179ZM196 124H197V123H196ZM198 124H197V125H198ZM240 124H241L242 126L245 125V126H243V128H242V126H241V130H242V131L240 130V127H239ZM71 125H72V124H71ZM87 125H88V124H87ZM163 125H164V126H163ZM177 125H178V126H177ZM181 125H183V126L186 125V127H181ZM193 125H194V124H193ZM223 125H224V126H223ZM237 125H238V126H237ZM247 125H248V126H247ZM68 126H69V125H68ZM78 126H76V127H78ZM83 126H86V125H83ZM161 126H162V128H161ZM194 126H195V128H196V125H194ZM194 126H193V127H194ZM225 126H226V127H225ZM260 126H262V127L260 128ZM56 127H57V126H56ZM63 127H64V128H63ZM81 127H82V126H81ZM87 127H89V126H87ZM118 127H119V129L121 128V130L123 129L122 131H124V129H125L124 132L127 131V133L125 134V133L120 132V130L118 129ZM132 127H131L130 131L133 132V133H135V132H136L135 130L138 129V130H137V131H138L137 133H139V135H140V132L144 131L143 129H146L145 127L142 128V129H141V128H138V127H137V128L134 127V128H136V129H135V130H132ZM189 127H190V126H189ZM193 127L191 126L190 128H193ZM205 127H206V129H205ZM229 127H230L231 129H230ZM247 127H248V128L250 127L251 129L253 128V129H252V133H250V131H248V130H251V129H250V128L248 129ZM258 127H259V129H258ZM73 128H74V126H73ZM85 128H86V127H84V129H83V127H82L83 130H80V131H81V132H84V131H85V134H86V135H85V134H84V135H85V136H88L87 133H89V131L86 130ZM128 128H129V129H128ZM134 128H133V129H134ZM157 128H158V129L160 128L159 130H162V131L165 130L166 132H165V131H164V132L159 131ZM195 128H194V129H195ZM225 128H227V129H225ZM232 128H233V129H232ZM235 128H236L237 130H236ZM256 128H257V131H256ZM71 129H72V128H71ZM80 129H81V128H80ZM88 129H89V128H88ZM103 129H105V130H103ZM117 129H118V130H117ZM139 129H140L141 131H140ZM151 129H153V128H151ZM181 129H179V130H181ZM186 129H187V128H186ZM188 129H189V128H188ZM196 129H197V133H198V128H196ZM196 129H195V130H196ZM200 129H199V130H200ZM213 129L211 130L212 132L214 131ZM238 129H239V132H238ZM246 129H247V130H246ZM68 130H67V132H68ZM73 130H75V129H73ZM76 130H77V129H76ZM76 130H75V132H76ZM78 130H79V127H78ZM147 130H145V131L143 132V135H144V134H145V135H146V134H149L148 132H149L150 130H149L147 133H145ZM175 130H177V131H175ZM189 130H190V129H189ZM189 130H188V132H189ZM201 130H200V131H201ZM209 130H210V128H209L207 131H209ZM243 130H244V131H243ZM254 130H255L256 132H255ZM86 131H88V132H86ZM101 131H102V132H101ZM116 131H117V132H116ZM118 131H119V132H118ZM168 131H169V132H168ZM174 131H175V132H174ZM185 131H186V130L184 129V131H182V132H185ZM215 131L213 132V134H215ZM234 131H235V132H234ZM246 131H247L248 133H246ZM131 132H130V133H131ZM156 132H157V133H156ZM158 132H160V133L162 132L161 135L158 134ZM186 132H187V131H186ZM190 132H191V130H190ZM190 132L188 133V134H189L188 139L192 137V136L190 135ZM193 132H196V131L193 130ZM193 132H191V133L193 134ZM218 132H219V133H216L217 136H218V134H221L220 131H218ZM232 132H231V133H232ZM257 132H258V133L260 132V133L258 134ZM262 132H263V133H262ZM78 133H79V131H78ZM90 133H91V132H90ZM100 133H102V135H100ZM117 133L119 134V137H118V135H117V136L115 135V134H117ZM137 133H135V135H136ZM152 133H153V134H152ZM155 133H156V134H155ZM172 133H171V134H172ZM180 133H181V132H180ZM180 133H178V134H180ZM197 133H196V134H197ZM199 133H200V132H199ZM243 133H244V134H243ZM75 134H76V133H75ZM91 134H92V133H91ZM111 134H112V133H111ZM141 134H142V133H141ZM171 134H170V135H171ZM173 134H172V135H173ZM196 134L194 133V135H195L196 138H195L194 135H193L194 139H197V138H198V139L200 140V136H201L202 134H201V135H200V134L197 135L198 137L196 136ZM210 134H211V133H210ZM254 134H255V136H254ZM262 134H263V135H262ZM92 135H93V134H92ZM105 135H107V134H105ZM105 135H104V136H105ZM127 135H128V136H127ZM145 135H144V136H145ZM170 135H168V136H170ZM181 135H183V133L179 135V136L182 138ZM261 135H262V136H261ZM99 136H98V138H99ZM109 136H110V135H108L106 138H108ZM112 136H111V137H112ZM126 136H127L128 139L125 138ZM137 136H138V134H137ZM137 136H136V137H137ZM153 136L151 137V139L153 138ZM166 136H167V135H166ZM166 136H164L165 138H164V137H163V138H164V139H167ZM177 136H178V135H177ZM179 136H178V137H179ZM184 136L187 137V135H184ZM184 136H183V137H184ZM203 136H205V134H204ZM203 136H202V137H203ZM211 136H213V135L211 134ZM214 136H215V135H214ZM214 136H213V137H214ZM219 136H220V135H219ZM233 136H234V137H233ZM246 136H247L248 138H247ZM260 136H261V137H260ZM90 137H91V136H90ZM111 137H110V138H111ZM117 137H118V140L120 139L119 141H122V143L120 142L121 144H119V143H118L119 141L116 140ZM132 137L135 138L134 136H132ZM145 137H147V136H145ZM156 137H157V136H156ZM175 137H176V135H175ZM180 137H179V138H180ZM186 137H185V138H186ZM220 137H221V136H220ZM238 137H239V138H238ZM259 137H260V138H259ZM100 138H101V137H100ZM122 138H123V139H122ZM139 138H143V140L145 139L144 137H142V135H141ZM139 138H138V137L136 138L137 141H138ZM149 138H150V137H149ZM154 138H155V137H154ZM154 138H153V139H154ZM157 138L162 140V138H159V137H157ZM168 138H169V137H168ZM179 138H177V140H178ZM261 138H262V139H261ZM48 139L50 140L49 142H50V144H51V142H52V141H51V138H48ZM136 139H134V140H136ZM146 139H148V138H146ZM151 139H150V140H151ZM170 139H174V137H173V138L170 137ZM170 139H167V140H170ZM175 139H176V138H175ZM198 139H197V141H198V142H201V144H202L203 147H204V146H205V144H204V143H205V142H204L205 139H204V140L201 139L200 141H199ZM218 139H219V138H218ZM254 139H255V138H253V141H255ZM257 139H256V141H257ZM154 140H155V139H154ZM161 140H160V142H161ZM177 140H172V143L176 144V143H177ZM184 140H185V139H184ZM184 140H183V138H182V140H180L181 143H183L182 141H184ZM191 140H192V139H191ZM208 140L210 141V139H208ZM221 140H222V139H221ZM223 140H224V139H223ZM116 141H117V142H116ZM139 141H141V139H140ZM156 141H157V139H156ZM165 141H166V140H165ZM174 141H176V142H174ZM192 141H193V140H192ZM194 141H196V140H194ZM206 141H207V140H206ZM248 141H249L250 143H249ZM42 142H43V141H42ZM44 142L47 144L48 140L46 141V139H44ZM44 142H43V143H44ZM49 142H48V143H49ZM144 142H146V141H144ZM144 142H143V144H144ZM148 142H149V140H148ZM160 142H159V143H160ZM168 142H170V141H168ZM203 142H204V143H203ZM211 142H212V141H211ZM217 142H218V141H217ZM243 142H244V143H243ZM117 143H118V144H117ZM135 143H136V142H135ZM135 143H133V144H135ZM139 143H142V142H138V143H136V144H137V145H141V144H139ZM152 143H154V142H152ZM157 143H158V141H157ZM161 143H165V142L162 141ZM208 143H209V142H208ZM254 143H255V142H254ZM257 143H258V142H257ZM50 144H49V145H50ZM129 144H127L128 146H127V147H124V149H123V147H122V150H121V151H122V154H124L123 151H125L126 148H127V149H130V147H133V146H134V145H133V146H131V145L129 146ZM131 144H132V142H131ZM146 144H148V143H146ZM177 144H178V143H177ZM201 144H200V149H201ZM42 145L44 146L45 144H42ZM87 145H89V144H87ZM110 145L112 146L113 149L111 148ZM118 145H119V146H118ZM137 145H135V146H137ZM149 145H150V144H149ZM211 145H212V144H211ZM211 145L208 144V145H206V146H211ZM250 145H251V144H250ZM43 146H42V148L45 147V146H44V147H43ZM47 146H48V145H47ZM47 146H46V147H47ZM84 146H85V145H84ZM117 146H118V147H117ZM124 146H126V144H125ZM142 146H143V145H142ZM142 146H140V147H142ZM254 146H255V145L252 144L250 147H254ZM263 146H264V144H263ZM51 147H52V148H51ZM53 147H54V146L52 145V146H50V148H46V150H49V149L51 150V149H52V150H54V151H51V152H55V149H54ZM88 147H89V146H88ZM115 147H117V148H115ZM128 147H129V148H128ZM137 147H138V146H137ZM137 147H136V148H137ZM203 147H202L201 150L204 152L205 149H207V148H205V147L203 148ZM212 147H214V146H212ZM218 147H219V146H218ZM42 148H41V149H42ZM97 148H98V147H97ZM208 148H209V147H208ZM41 149H40V150H41ZM114 149H115V150H114ZM119 149H120V150H119ZM209 149H211V151H213V152L210 151L211 154L208 153V152H206L208 149L205 151V152L207 153L208 156H209V154H210L209 157H207V156H206V153H204V156L207 157L208 162L211 161V160L214 161V162H216L217 160H219L218 162H221V161H222V162L219 163V165H217L218 162H216V163H214V162H213V163L209 162V163H210L209 165H210V166H213V169H215V167H216V170H214V171L216 172V174H215V172H212V173H211V175H212V174H215V175H212V176H211V175L209 174L212 178L209 177V175H208L207 178H208V179L210 178V180H209L207 183H209V182H211V181H213L214 183H215V181H220V182H216L215 184L218 183V184L221 185V182H222L221 180L224 179V176H223V175H224L226 172H227L229 175L231 174V175L233 176V177H231L232 179H230V180H233V179H234V180H233L234 182H236V179L239 180L241 177L244 178V179H246V180L242 179V181H241V179L239 180L240 183L243 182V181H244V182L246 181V183H244V184H240V183L238 184V181H237V185H238L239 187H240V185H241V187H243V188H239V187L236 188L237 185H235L236 183H234V186H235L234 188H235V189H238V190H234V191H238V193H240L239 191H241V190H242V192H246V193H241V195H239L238 197H236L237 195H235L234 197H235L236 199H239V200H240V201H239L240 203H243V202H244V204L246 205L248 199H249V201H250V199H251V198H247V197H251V196L254 197V195L256 194L257 191L260 192V190L255 191V190H256V186H255V185H256V182L258 181V179H257L256 177H255V178H256L257 180H255V181H256V182L254 183L255 185H254L253 183L250 184L251 181L254 182V181H253V180H254V175H252L253 173H252V171H251V169H250V166H249V162H248L249 160L247 159L248 161H246V163H245V160H246V159H244V157L242 158L243 154H242V156H241V154H239L240 157H238V154H237V155H236V154L232 155V156H237V157H238V158L235 157L236 159L232 157V159L234 160V162H235L237 159H239V160H237V161L235 162L236 164L239 163L238 161H241V160L243 159V160H242L243 163H245L246 165L249 166V167H247V166L245 165V167H242V166H244V165H243V163L240 162V164H242V165L239 164V166H240V168H242V171H240V169L237 167V169H239V174H238V172L236 173V171H235V170H236V168H235V166H234L235 164H233L234 167H233V166L230 167V161H233V160L230 159L231 156H229L230 158H228V155H230V151L228 152V153H229L228 155L224 154V153H223L224 151L221 150V149H224V148L221 147L220 149H218V148H217V144H216V146H215L214 148H209ZM212 149H213V150H212ZM251 149H252V148H251ZM262 149H263V148H262ZM94 150H95V149H94ZM99 150H100V149H99ZM99 150L97 149V153L99 152ZM201 150H199V152H200V156L202 155L201 158L204 160V159H206V158L203 156V153H201V152H202ZM224 150H225V149H224ZM253 150H255V149H253ZM256 150H258L259 152H261V151H260L261 149H256ZM42 151H44V149H43ZM101 151H104V149H101ZM217 151H218V152H217ZM225 151H226V150H225ZM44 152H45V151H44ZM46 152H47V151H46ZM51 152L49 153V155H51ZM219 152H221V154H220ZM253 152H254V151H253ZM256 152H257V151H256ZM256 152H255V153H256ZM212 153H213V155H212ZM214 153H215L216 155H215ZM218 153H219L220 155H222V154L224 155V156L222 155V156H223L222 159H221V156L219 157ZM262 153H263V152H262ZM52 154L54 155V153H52ZM99 154H100V152H99ZM101 154H102V153H101ZM101 154H100V155H101ZM126 154H127V155L129 154V150H128L127 152L125 151V154H124V155L126 156ZM258 154H259V153H256L255 155L252 154V155H253V157L255 158V160L257 159L256 161H257L258 163H261V161H262V164H263L264 156H263V160H262V158H261L262 156H261V157H260V156H257ZM21 155H22V154H21ZM21 155H20V156H21ZM53 155H51V156L53 157ZM111 155H110V156H111ZM124 155H123V156H124ZM145 155H146V153H145ZM259 155H260V154H259ZM261 155H264V153L261 154ZM24 156H25V155H24ZM28 156H29V155H28ZM42 156H43V155H42ZM42 156H41V158H42ZM51 156H50V157H51ZM102 156H103V155H102ZM110 156H109V157H110ZM143 156H144V155H143ZM213 156H215V157L218 156V157H216V159H215V157L213 158ZM22 157H23V156H22ZM22 157L19 158L20 160L18 159V160H19V166L17 165V167H18L19 170H18V169H17V170H18L19 172L14 173L15 175H16L17 173H18L17 175H20L19 173H20V170L22 169L20 166H22V167L25 168V166L27 165V166H26L27 168H25V170H26L28 173H29V172H31V173H29V174L27 173V174H26V171H25V173H24V172H23V173L26 174V175H29V176H30V174H31V175L33 174V175L36 176V177L39 176V177H37V178H38V180H39L38 182H39L40 185H39V184H37V185H39L40 187L43 185V187L45 188L44 184L41 185V182H42V181H46V182L49 181V183H51V184L46 183L48 186L55 185L56 183H57V186L61 185V184H58V183H59V179L54 178V175H55V174H54L52 177L48 178V180H47V179L44 180L45 178L43 179L42 176L40 177V175H42V174H40V173H41L44 169L40 170L39 168H43V167H45V166L43 165L42 167H39V165L35 163V162L37 161L36 159H35V162H34V160H33L34 158H32V157H30V159L32 158V161H31V160H27V161H29V162H30V161H31V162H34V164L31 163V164L33 165V167H32L31 164H27V162H25L24 158L22 159ZM39 157H40V155H39ZM47 157H48V154H47ZM47 157H46V160L49 161V158L47 159ZM54 157H55V156H54ZM128 157H129V155H128ZM203 157H204V158H203ZM211 157H212V159H211ZM225 157H226V159L228 158L227 161L229 162V163H228L229 166H228L227 163H224V162H226ZM259 157H260V158H259ZM25 158H26V157H25ZM27 158H28V157H27ZM44 158H45V157H44ZM126 158H127V157H126ZM209 158H210V159H209ZM21 159H22V160H21ZM52 159H54V158H52ZM55 159H56V157H55ZM207 159H206L205 162H207ZM223 159H224V161H223ZM258 159H259V161H258ZM12 160H13V161H16L15 164H16L17 161H18L17 159H12ZM23 160H24V163H26L25 166H23V164L20 163V162L23 161ZM39 160H40V159H39ZM50 160H51V159H50ZM56 160H57V159H56ZM56 160H55V161H56ZM229 160H230V161H229ZM13 161H10V164H11V165L8 163V164L10 165V166H9V167H10L9 169H12V170H9V171H12V173L10 172L11 175L9 174L10 176H12V174H13L14 171H17V170H15V169L13 170V168H14V166H15V165L12 166V165H13ZM43 161H44V160H43ZM43 161H42V162H43ZM11 162H12V163H11ZM29 162H28V163H29ZM39 162H41V161H39ZM39 162H38V163H39ZM45 162H46V161H44V163H45ZM52 162H54V161L52 160ZM208 162H207V163H208ZM247 162H248V164H247ZM65 163H66V162H65ZM67 163H68V162H67ZM67 163H66V165L68 166ZM207 163H206V165H207L206 167L209 166ZM232 163H233V162H231V164H232ZM42 164H43V163H42ZM42 164H41V165H42ZM53 164H54V163H53ZM211 164H212V165H211ZM220 164H221V165H220ZM226 164H227L226 168H225V167L222 168V172L224 171V172H223L224 174H223V173L221 172V170H220L221 168H219V167H220V166L223 167V166L226 165ZM36 165H37V167H36ZM48 165H49V163H48ZM48 165L46 164V166H48ZM56 165H57V164H56ZM56 165H53V167H52V165H51L50 167H51L52 169H54V167H55ZM63 165H64V163H63V164H60V167L63 166ZM75 165H76V164H75ZM214 165H215V166H214ZM263 165H264V164H263ZM28 166H29V168H28ZM30 166H31L32 168H31ZM73 166H74V165L71 164L70 167H73ZM76 166H77V165H76ZM76 166H75V167H76ZM11 167H13V168H11ZM77 167H79V166H77ZM77 167H76V168H77ZM81 167H82V166H81ZM20 168H21V169H20ZM37 168H38V169H37ZM46 168H49V167H46ZM63 168H64V166H63ZM66 168H67V167H65V169H66ZM229 168H230V169H229ZM231 168H232V169L235 168V169L232 170ZM245 168H246V169H245ZM247 168H248V169H247ZM27 169H28V170L30 169V170L28 171ZM52 169H49V170L51 171ZM61 169H62V167H61ZM74 169H75V168L73 167V170H74ZM77 169H78V168H77ZM209 169H211V167H210ZM217 169L222 173V176H223V177L221 176V178H219V179H218V176H220L221 174H220V173L217 174V173H218V170H217ZM224 169H227V170L225 171ZM228 169H229V170H228ZM243 169H244V170H243ZM33 170H34L35 172H37V173H34ZM49 170H48V171L46 170L48 174H49ZM63 170H64V169H63ZM63 170H62V171H63ZM68 170H69V168H68ZM71 170H72V169H71ZM78 170H79V169H78ZM78 170H76V171H78ZM230 170H231L232 172L235 171V174H236V175H234V172L231 173ZM21 171H22V170H21ZM23 171H24V170H23ZM52 171H53V170H52ZM52 171H51V172H52ZM69 171H70V170H69ZM69 171H67V172H65V173H66V174H67V173L71 174ZM76 171H75V172H76ZM237 171H238V170H237ZM243 171H245V172L243 173ZM247 171H248V172H247ZM249 171H250V173H252L251 175L253 176V179L251 178L252 176L249 175ZM32 172H33V173H32ZM39 172H40V173H39ZM51 172H50V175H52ZM54 172H55V171H53V173H54ZM79 172H80V170H79ZM79 172H78V173H79ZM43 173H45V171H44ZM78 173H76L77 177H78ZM84 173H85V172H84ZM240 173H241V174H242V173H243V174H246V177H244V175H241ZM38 174H39V175H38ZM60 174H61V172H60ZM60 174H59L57 177H60V182H61V181H62V180H61V177H62V174H63V176H64V172L61 174V176H60ZM69 174H68V176H69V178H70V175H69ZM74 174H75V173H74ZM85 174H86V173H85ZM15 175H13V176H15ZM26 175H24V176H26ZM44 175H45V174H44ZM72 175H73V174H72ZM76 175H75V176H76ZM216 175H217V178H216ZM226 175H227V174H226ZM229 175L227 176L228 178H229ZM237 175H239L240 177L237 176ZM247 175H249V176H247ZM29 176H28L27 178L30 179ZM84 176H86V175H84ZM235 176H236V177H239V178H236ZM263 176H264V175H263ZM48 177H49V175H48ZM77 177H75L76 180H77V179H80V180H78V182H79V181L81 182V181L84 180V181L82 182V183L84 184V185H83V188H84V186L87 185V182H86V185H85V183H84V182L86 181V179H85V178L83 179L82 176H79V178H77ZM203 177H204V180H205V179H206V176H203ZM213 177H214V178H213ZM225 177H226V176H225ZM234 177H235L236 179H235ZM66 178H67V176H65V179H66ZM81 178H82V179H81ZM86 178L88 179V176H86ZM90 178H92V177H90V175H89V180H90ZM215 178H216V180H215ZM222 178H223V179H222ZM12 179H14V181H16L15 178L12 177ZM41 179H43V180H41ZM54 179H55V180H54ZM103 179H104L103 176H101L102 185H103ZM182 179H183V182H185V181H184V178H182ZM202 179H203V178L201 177V181H200V178H198V179L196 178V180H194L193 178H191V180H192L193 182H199V181H200V182L203 183ZM211 179H212V180H211ZM220 179H221V180H220ZM250 179H252V180L250 181ZM66 180H67V179H66ZM66 180H64V181H66ZM101 180H100V182H101ZM159 180H160V179H159ZM164 180H165V179H164ZM191 180H190V178H189V179H187L186 181H188V182H192ZM197 180H198V181H197ZM226 180H228V179H225L224 182H222V183L227 182L228 184L226 183V185H227V186L230 185V184H231L230 180H228V181H226ZM26 181H28V180H25V182H26ZM40 181H41V182H40ZM50 181H51V182H50ZM56 181H57V182H56ZM64 181H63V183H62V186H63V184L66 185V183H64ZM161 181H162V180H161ZM173 181H175V180H173ZM206 181H207V179L204 181V183H206ZM233 181H232V182H233ZM247 181H249L248 185H246V184H247ZM263 181H264V177H263ZM11 182H12V181H11ZM52 182H53V183H52ZM55 182H56V183H55ZM66 182H67V181H66ZM89 182H91V180L88 181V184H89ZM106 182L108 183V181L105 180L103 187L101 186L100 189H104V190H105V189H108V188H109V184H110V182H109L108 184H107ZM164 182H165V181H164ZM164 182H163V183H164ZM42 183H43V182H42ZM44 183H45V182H44ZM82 183H81V184H82ZM105 183L108 185L107 187H106ZM207 183H206V184H207ZM27 184H29V182H27ZM91 184H92V183H91ZM176 184H177V183H176ZM176 184H175V183L173 184V185H174V186H173L174 189L171 188V191L174 190V191L177 193L176 195H178V194H184V195H185V194L189 193V192H188V189H190V191H191V190H194L192 187H191V188H192V189H191L189 186H186L187 188L184 186L187 190H186L184 187H183L184 189H182V190H185L186 193H185V191H182V190L176 191V190L178 189V188L176 187ZM215 184H213V185H215ZM218 184L216 185V187L218 186ZM249 184H250V185H249ZM252 184H253V185H252ZM37 185H36V186H32L33 188L30 187V188H31L30 192L32 191V189L34 190V193H33V191L31 192V193H32V198H31V196H30L31 193H30L29 191H27V193L29 192L30 194H25V196L21 197V198H23V199H26L25 201L22 200V199L20 198V195H18V193H17L18 190H17V191H14L15 194H16L17 196H16V195L14 196V200H13V201H12L13 196H11V195L9 194V196H11L10 199L6 196L7 199H5V200H6L5 203L8 202V204H9L10 201H8V200H11V203H10L9 205H8V204L6 205L4 202H2V201H4V198H3V200H1V199H2L1 197H3V196H0V198H1V199H0V202H2L3 204L6 205V206H5V205H3L2 203H0V204H1V205H0V209H1V210H0L1 212H0V213H2V211H3V213L6 212V211L4 212V210L2 209V208H4V206L6 207V210H7V211H8V210L11 211V209H12V211H13V212H12V211H11V212L8 211L10 214L13 213L12 216H10L8 219H7V217H4V219H3V217H1L3 220L0 219V222L5 221V220H14V219H16V218H17V220H18V218H19V220L21 219L23 222L28 223V224L32 225L33 227H35L37 230H39V232H41V233L43 234V236L47 239V241H48V243H49V245H50V247H51V249H52V252H53V255H54V264H66L67 261H68L69 263H72V261H69V260H71L69 257H70V256H71V257L73 256V258H74V255H73V254H74L75 252H72L73 254L69 253V255H67V254H68V252H67V254L65 255L66 252H65L64 250H65L66 248H64V247L69 246L70 248H69V247H68V248H69V249H72V248H74L73 246H74L75 244H76L77 246H78V245L80 246V243H78V242H79V241L81 242V239L83 240L84 237L86 236V234L88 233V232H85V228H86V227L84 228L83 225H84V226L86 225L87 228H89V227H90V224H89V223L91 222L90 219H93V222H92V223H93V224L96 223L95 225H97V226L100 225V224H102V223H106V221L109 220V219H106V220L104 219L105 221H103V218H107V217H109V216L114 217V218H115V221H117V219H119V218H120V219H121V218L123 219V217H122L120 214L117 215V212H116L117 209H114L115 207H117V206L119 205L120 202H119V200L117 201V197H115V196H116V194H115L116 192H112L114 189H115V191H117V190H119V188H122V189H123V192L125 193V191H124L125 189L123 188V186H118V188H116V187L114 188V186L111 185V186H113V187H110L109 189H112V191H110L109 189H108V190H109L110 192L107 191V190H105V191H106L105 194H106V195L108 194V196H107L108 198H106V195H104L105 198L107 199V201H104L105 198L101 199V196H103V193H102V195L99 194V193H100V192H103V191H101V190L98 191V193H97V195H96V199L100 198V201L103 200L104 202H107L108 207L106 206L107 208H106V207L104 208V210L106 209V211H105V212L102 211V213H101V216H100V217H102V216L104 215V213L107 214V215H104V217H102V219L100 218L103 222L100 223L101 220L99 219L100 222L97 223V222H98V221H97V218H99V217L96 218V217H94L93 214H95V216H96L97 212H99V211L101 212V209L103 210V208H101V209L99 210V207L96 208L97 206H95V209H94V207L92 208V205H91L92 203L90 202V203H88V206H87V207L85 206L87 209H89V211H85L86 213H88V215H86L85 213H84L83 215H80L79 213H80V211L82 212V208H81V209H80V208L78 209V208H76V207H77L76 205H75L76 207L73 206V205H68V204H67V203H68V199H67V201L65 202V199H66V198L64 199V198H63L64 196H63L62 194L59 193V194H60V195H59L58 193H55V191H53V190H55V189H53V190L51 191V188L57 187L56 185H55L54 187L51 186V188L49 189L50 192H49L48 189H47V188H49V187H47V185H46V187H47L46 190H47L48 193H51V192H52L51 195L54 196L55 194H57V195H59V196L61 197V203L59 202L60 200L57 199V200H56L57 202H53V204H52V201H53L52 196H51L50 194H47V192H44L45 189H43V187L40 188V189L37 188V187H39V186H37ZM177 185H178V184H177ZM213 185H212V186H213ZM251 185H252L253 187L255 186V189H253V190L250 189V188H252ZM14 186H16V184H14ZM62 186H60L58 189H60L61 192H62V191L65 192V189L63 190L64 186H63V187H62ZM81 186H82V185H81ZM179 186H180L179 189H181L182 186H181V185H179ZM179 186H178V187H179ZM230 186H231V185H230ZM232 186H233V184H232ZM232 186L230 187V188H231L230 190L233 189ZM245 186H246V187H245ZM250 186H251V187H250ZM34 187H35V188H34ZM61 187H62V188H61ZM105 187H106V188H105ZM244 187H245L246 189H247V187H248V189H250L251 192H250V190H248V189L244 191V189H245ZM17 188H19V186H18ZM28 188H29V187H27L26 190H29ZM83 188H81V189L83 190V193L86 194L84 191H85L86 189L88 190V186L85 187V188H86L85 190H84ZM176 188H177V189H176ZM213 188H214L215 190H214ZM213 188H212V190L216 192V191H217V188H215V186H213ZM41 189H42V191H43L45 194H47V196L50 195L49 197H47V196H46V197H47V198H51L50 200H52V201H49V200L47 201V198H45L44 195H42V197H40L41 194H42ZM172 189H173V190H172ZM175 189H176V190H175ZM9 190H10V189H9ZM36 190H37V192H36ZM46 190H45V191H46ZM60 190H57V189H56V192H59ZM87 190H86V191H87ZM210 190H211V189H210ZM228 190H229V188H228ZM174 191H173V193H174ZM194 191H195V190H194ZM213 191H211L212 194H213ZM25 192H26V191H25ZM35 192H36V193H35ZM40 192H41V193H40ZM53 192H54V194H53ZM108 192H109V193H108ZM229 192H230V191H229ZM232 192H233V191H232ZM249 192L251 193V194H250L251 196L248 194ZM252 192H253V193H252ZM10 193H11V192H10ZM12 193H13V191H12ZM37 193H40V194H37ZM44 193H43V194H44ZM62 193H63V192H62ZM111 193L114 195V198H113V196L111 195ZM191 193H192V192H190L189 195H190ZM194 193H195V192H194ZM194 193H193V194H194ZM236 193H237V192H236ZM261 193H262V192H261ZM263 193H264V192H263ZM35 194H36V195H35ZM63 194H64V193H63ZM98 194H99L100 197L98 196ZM229 194H230V193H229ZM242 194H243V196H244V194L246 195V196H244V199L242 198V197H243ZM247 194H248V195H247ZM253 194H254V195H253ZM259 194H260V193H257V194H256L257 197H258V200H257V198H255L256 200H254V199H252V200L255 201V202H256V201H259L260 198H261V197L259 198ZM23 195H24V194H23ZM37 195H40V196H37ZM61 195H62V196H61ZM191 195H192V194H191ZM26 196H27V197H26ZM28 196H29V197H28ZM104 196H103V197H104ZM109 196H110V197L112 196V197L109 198ZM240 196H242V197H241L242 199L239 198ZM15 197H16V198H15ZM24 197H25V198H24ZM38 197H40L41 200H40V198H38ZM55 197H57V196H55ZM55 197H54V199H55ZM82 197H83V196H82ZM97 197H98V198H97ZM229 197H230V195H229ZM11 198H12V199H11ZM30 198H31V199H30ZM33 198H35V201H36V202H37L38 200H40V201H38V203H40V202L42 201L41 203H43V206H42L41 204L38 205L36 202H34V200L32 201ZM36 198H37L38 200H36ZM42 198H45V200L47 201V203L49 202V205L46 203L45 200H42ZM58 198H59V197H58ZM62 198L64 199V201H63ZM124 198H125V196L123 197V199H124ZM262 198H264V196H262ZM18 199H19V200H18ZM27 199H28V200L30 199V200H29L30 203L33 202V203H34V206H35V203H36L37 206L33 207V205H31V204H33V203H31L30 206H32V207H30V208H32V209H29V207L27 208V206L29 205V203H27V202H29ZM123 199H122V201H123V202H126V201H124ZM246 199H247V200H246ZM15 200H16V201H15ZM17 200H18V201H17ZM98 200H99V199H98ZM112 200H113V202H112ZM125 200H126V198H125ZM242 200H243V202H242ZM252 200L250 201V204H249V205H251V202H253ZM54 201H55V200H54ZM108 201H110L111 203L108 202ZM228 201H229V200H228ZM228 201L226 200V201H224V203L230 204V203H228ZM12 202H13V203H12ZM16 202H17L19 205H21L22 203H23L24 205L26 204V205H25V208H26V209L23 208V209H22L23 211L20 210V212H19V210H18L17 208L20 207V206H18ZM44 202H45L46 204H45ZM255 202L252 203V207L255 206V205H256V207H257V202H256V204H255ZM259 202H261V203L263 202V203H264V199H262V201H259ZM259 202H258V203H259ZM109 203H110V204H109ZM261 203H260V204H261ZM11 204H13V205H11ZM60 204H61V205H60ZM66 204L68 205V206H66L67 209H65V208H66V207H65ZM89 204H90V207H89ZM103 204H104V203H103ZM115 204H117V206H115ZM120 204H121V203H120ZM177 204H178V205H181V204H179V203H177ZM253 204H254V205H253ZM2 205H3V206H2ZM15 205H17V207H16ZM24 205H23V206L21 205V208L24 207ZM46 205H47V208H46ZM54 205H55V206H54ZM62 205H63V206H62ZM110 205H113V206H112L113 209L110 207ZM178 205H177V206H178ZM225 205H226V204H225ZM249 205H246V206L248 207ZM262 205H263V204H262ZM1 206H2V207H1ZM8 206H10V208H11V206H14V207L11 208V209H8ZM38 206H39V207H38ZM40 206L42 207V209H43V208H45V209H43L42 211H41V210H38V209L40 208ZM69 206H70V209H69ZM98 206H99V205H98ZM198 206H199V210H201V205H200V203H199ZM202 206H203V205H202ZM15 207H16L17 210L15 209ZM36 207H37V211H38V213H37L36 209H34V208H36ZM48 207H49V208H48ZM55 207H57V208H55ZM63 207H65V208H63ZM103 207H104V206H103ZM203 207H205V205H204ZM203 207H202V209H203ZM249 207H250V206H249ZM258 207H260V206H258ZM54 208H55V209H54ZM61 208H62L63 211L58 210V209H61ZM108 208H111V209H108ZM13 209H14V210H13ZM33 209H34V212L36 211L37 214L34 213V212L32 211ZM40 209H41V208H40ZM51 209H52V210H51ZM73 209H74V210H73ZM75 209H76V210H75ZM77 209H78V210H77ZM92 209H94L95 211H97V210H98V211H97L96 213H95V212H94V213H91L90 210H92ZM28 210H29V213H27ZM48 210H49V211H48ZM50 210H51V211H50ZM67 210H68V211H67ZM83 210H85V209H83ZM113 210H115V211H113ZM183 210H184V209H183ZM183 210H180V209H179L177 215H176L177 210L174 212V214L176 215V219H177V217H179L178 214L180 215V214H181L182 212H184V211H185V212L188 211L187 213H188L189 215H191V213H192V212L189 213V212L191 211L190 209H187V210H184V211H183ZM199 210H197V212H198ZM203 210H204V209H203ZM222 210H223V209H222ZM21 211H22V212H21ZM26 211H27V212H26ZM31 211H32L34 214H36V215H33V213H30ZM43 211H44V213H41V212H43ZM46 211H48V212H50V213H48V212H46ZM57 211H58L60 214H59ZM64 211H65V212H64ZM70 211H71V212H70ZM77 211H78V212H77ZM107 211H109V212L106 213ZM110 211L114 212V213L116 214V216H115V214L110 215V214H111ZM8 212H7V213H8ZM14 212H16V214H15ZM39 212H40V213H39ZM53 212H54L55 214H53ZM61 212H62V213H61ZM67 212H68V213H67ZM74 212H75V213H74ZM76 212H77V213H76ZM83 212H84V211H83ZM92 212H93V211H92ZM185 212H184V214H182V216L184 215V218H186L185 216H187V217L189 216V215H188L187 213H185ZM193 212H194V211H193ZM197 212H196V213H197ZM201 212H203V211H201ZM20 213H21V214H20ZM23 213L25 214V216H24ZM26 213H27V214H26ZM51 213H52V214H51ZM109 213H110V214H109ZM170 213H171V212H170ZM194 213H195V212H194ZM194 213H193L192 215H194ZM29 214H30V215H29ZM50 214H51V215H50ZM62 214H63V215H62ZM68 214H69V215H68ZM89 214H91V216L93 215V217H91ZM99 214H100V213H98L97 215L99 216ZM168 214H169V212L166 213V215H168ZM185 214H186V215H185ZM32 215H33V216H32ZM38 215H39V216H38ZM40 215H43L44 217L42 216V218H41ZM74 215H75V217H74ZM77 215H78V216H77ZM119 215H120V216H119ZM144 215H145V216H144ZM144 215H143V218H142V219L147 218V216H146L145 213H144ZM198 215L200 216L201 214L199 213V214H197V216H198ZM16 216H17V217H16ZM19 216H20V217H19ZM27 216H29V217H27ZM53 216H54V217H53ZM83 216H87V218H88L89 220H87V218H86V217H83ZM106 216H107V217H106ZM161 216H162V217H165V216H163L162 214H159V215H158L157 217H155L154 219H152V218H147V219H148L147 222L152 221V220H153V221L155 220V221L157 222V220L159 219L161 222H160L159 220H158V221H159L160 223H162L163 220H161V219H163V218H159V217H161ZM172 216H173V215L170 216V214L168 215L169 220H170V223L172 222L171 220H172L173 218H175V217H172ZM199 216H198V218H199ZM11 217H12V218H11ZM26 217H27L28 219H27ZM70 217H71V218H70ZM72 217H73V218H72ZM89 217H91V218H89ZM112 217H111V218H112ZM170 217H172V218H170ZM189 217H191V216H189ZM200 217H201V216H200ZM5 218H6V219H5ZM29 218H30V219H29ZM39 218H40V219H39ZM50 218H51V219H50ZM69 218H70V220H69ZM84 218H85V219H84ZM111 218H110V219H111ZM114 218H113V220H114ZM116 218H117V219H116ZM184 218H183V219H184ZM202 218H203V217H202ZM31 219H33V220H31ZM34 219H35V220H34ZM71 219H72V220H71ZM120 219H119L118 221H121ZM142 219H141V220H142ZM150 219H151V220H150ZM176 219H175V220H176ZM200 219H201V218H200ZM232 219H233V218H232ZM232 219L230 218V219H228V221L230 222V220H232ZM234 219H235V218H234ZM26 220H28V221H26ZM86 220H87L88 223L86 222ZM165 220H166V221H165ZM169 220L164 219L165 223H167V221H168V223H169ZM173 220H174V219H173ZM235 220H236V219H235ZM41 221H42V222H41ZM70 221H71V222H70ZM96 221H97V222H96ZM110 221H112V220H109L108 222H110ZM178 221H179V219L176 220V222H178ZM228 221L226 222L227 224L229 223ZM236 221H237V220H236ZM30 222H31V223H30ZM59 222H60V223H59ZM74 222H76V223H74ZM173 222H174V221H173ZM173 222L171 223L172 226H173L174 224H176V222H175L174 224H173ZM224 222H225V221H224ZM234 222H235V221H234ZM83 223H84V224H83ZM85 223H86V224H85ZM92 223H91V224H92ZM160 223H159V224H160ZM170 223H169V224H170ZM232 223H233V222L231 221L230 224H232ZM235 223H236V222H235ZM64 224H65L66 226H64ZM67 224H68V226H70V227H68ZM88 224H89V225H88ZM93 224H92V225H93ZM40 225H42V226H40ZM95 225H93V226L95 227ZM93 226L90 227V228L93 229V228H94ZM170 226H171V225H170ZM170 226H169V227H170ZM172 226H171V227H172ZM63 227H65L66 231H65V229H64V230L61 229V228H63ZM67 227L71 229V230H70V229H69V230L71 231L70 234H71L72 236H71L69 233H66V232H69V230H67ZM74 227H75V228H74ZM81 227H82L83 230L81 229ZM174 227H176V226L174 225ZM174 227H173V228H174ZM187 227H188V226H187ZM40 228H41V229H40ZM42 228H43L44 230H43ZM87 228H86V229H87ZM90 228H89V229H90ZM188 228H189V227H188ZM188 228H186V229L188 230ZM60 229H61V230H60ZM170 229H171V228H169V230H170ZM190 229H191V228H190ZM62 230H63V231H62ZM145 230H147V229H145ZM187 230H186V231H187ZM89 231H90V230H89ZM147 231H148V230H147ZM186 231H185V233H188V232H186ZM191 231H192V230H191ZM191 231H190V233H191ZM197 231H198V230H197ZM63 232H65V235H66V236L68 235V238L71 239V240L68 239L69 241H71V242L68 243L69 245L67 244V242H68L67 237H66V236H63V235H64ZM84 232H85L86 234H83ZM148 232H149V231H148ZM194 232H195V233H194ZM194 232L191 233V234H193V236H194V237H191V236H192V235H191V236H190L191 239H195V238L197 237L199 231L197 232V234H196V231H194ZM62 233H63V234H62ZM72 233H73V234H72ZM194 234H196V235H194ZM76 235H77V236H76ZM189 235H190V234H189ZM81 236H82V237H81ZM185 236H186V234H185ZM187 236H188V235H187ZM199 236H200V235H199ZM64 237H66V238L63 239ZM71 237H72V238H71ZM74 237H75L76 241L73 240V242L75 241V243L72 245V243H73V242H72V239H73ZM80 237H81V239H80V240H77V239H79ZM200 238H201V237H200ZM200 238H199V239H200ZM196 239L199 240L198 238H196ZM196 239L194 240L195 242L197 241ZM63 240H64V241H63ZM66 240H67V241H66ZM185 240H186V238H185ZM187 240H188V239H187ZM199 242H201V241H199ZM63 243H66V244L64 245ZM197 243H198V242H197ZM226 244H227V245H226ZM226 244H225L226 246L224 245L225 248L228 247V244L230 245L229 242H227ZM245 244H246V246L248 245V243H243L242 247H241L240 244H233V245H234V248H235L237 251H239L240 248H241V249L243 248L244 251L247 250L246 252H247L248 255H249L250 250H249V252H248V249H249L250 245H248L249 247L246 248V247H245ZM63 245H64V247H63V249H62V246H63ZM66 245H67V246H66ZM70 245H71V246H70ZM191 245H192V243H191L190 245H188L189 248H190ZM196 245H197V244L194 243V245L192 246L193 249L196 248V247L199 245V243H198L197 246H196ZM200 245H202V244H200ZM200 245H199V246H200ZM237 245H238V246H237ZM77 246H76V247H77ZM79 246H78V247H79ZM199 246H198V247H199ZM213 246H214V245H213ZM213 246L211 245V248H212ZM236 246H237V247H236ZM71 247H72V248H71ZM184 247H185V246H184ZM198 247H197V248H198ZM200 247H201V246H200ZM238 247H239V248H238ZM211 248H210V249H211ZM213 248H215V247H213ZM222 248H223V246H222ZM245 248H246V249H245ZM76 249L78 250V248H76ZM184 249H185L186 251H188V250L186 249V247H185ZM190 249L192 250V248H190ZM198 249H199V248H198ZM198 249H196V250H198ZM215 249H218V248H215ZM66 250H67V249H66ZM223 250L225 251L226 249L223 248ZM228 250H229V249L227 248V250L225 251V252H227V256H226V258L229 257L228 260H229V259L232 260L231 257H234L233 260L237 258V260H236L237 263L239 262V260H240V262H241V260H243L242 257H244V256L247 254L246 252H244V256H243V255L241 256V255H240V252H239L238 254L236 253L237 255H235V256H237V257H235L234 255H233V256L231 255V254H232V250H230L231 253H229L230 251H228ZM67 251H68V250H67ZM70 251H71V250H70ZM72 251H73V249H72ZM74 251H75V248H74ZM192 251H193V250H192ZM198 251H199V250H198ZM241 251H242V250H241ZM242 252H243V251H242ZM242 252H241V253H242ZM63 253H64V254H63ZM76 253H77V251H76ZM181 253L183 254L184 252H181ZM181 253H180V255H181ZM188 253H189V252H188ZM234 253H235V251H234ZM245 253H246V254H245ZM70 254H71V255H70ZM184 254H185V253H184ZM222 254H226V253L222 252ZM229 254H230V255H229ZM242 254H243V253H242ZM252 254H254V253H252ZM189 255H191V254H188L187 256L189 257ZM210 255H211V253H210ZM239 255H240V257H241L242 259L239 257ZM63 256H64V257H63ZM68 256H69V257H68ZM184 256H186V255H183V257H184ZM230 256H231V257H230ZM246 256H247V255H246ZM246 256H245V257H246ZM67 257H68V258H67ZM75 257H77V254H76ZM178 257H179V255H178ZM224 257H225V255H224ZM180 259H182V258H180ZM238 259H239V260H238ZM183 260L186 261V259H182V261H183ZM188 260H189V261H187V263L185 262V264H188V263H193V264H194V258H193L192 256L189 257ZM233 260H232V261H233ZM61 261H62V262H61ZM73 261H74V262H73L72 264H77V263H78V261H77V263H76V258H74ZM229 261H230V260H229ZM64 262H65V263H64ZM183 262H184V261H183ZM183 262H182V263H183ZM69 263H67V264H69ZM232 263H234V262H232ZM169 264H170V263H169ZM235 264H236V263H235Z\"/></svg>",
  "mask_w": 264,
  "mask_h": 264
},
{
  "label": "crops",
  "instance_id": "0c3cea01",
  "mask_svg": "<svg viewBox=\"0 0 264 264\" xmlns=\"http://www.w3.org/2000/svg\"><path fill=\"white\" fill-rule=\"evenodd\" d=\"M8 0H0V19ZM3 113L0 114V117ZM0 118V183L8 185L9 168L5 155L6 126ZM127 158L115 163L117 174H111L114 183L123 186V178L130 174L131 179L141 184L140 192L132 195L133 200L127 210H141L148 218L157 217L169 211L164 208L171 192L164 191L163 181L155 178L154 169L146 165L143 174ZM138 163V162H137ZM125 165L132 167H125ZM170 165V164H169ZM17 178V174L15 175ZM128 177V178H130ZM126 179V178H124ZM29 188L39 184L38 178L30 174ZM125 188V187H124ZM123 189L117 190L116 197L122 202ZM80 264H160V251L155 239L139 224L130 221H112L93 228L84 237L76 257ZM0 264H54L52 249L39 230L21 220L0 222Z\"/></svg>",
  "mask_w": 264,
  "mask_h": 264
}]
</instances>
